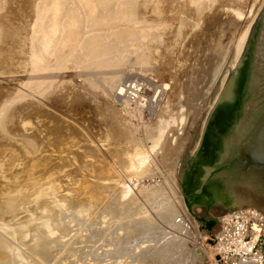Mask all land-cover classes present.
Here are the masks:
<instances>
[{
    "label": "bare ground",
    "instance_id": "obj_1",
    "mask_svg": "<svg viewBox=\"0 0 264 264\" xmlns=\"http://www.w3.org/2000/svg\"><path fill=\"white\" fill-rule=\"evenodd\" d=\"M149 0H0V223L3 224V231H4V235L1 234L0 235V264H10L13 263L11 258V252L10 251V246H8V242L11 243L12 240L11 238L14 237L16 235V237L18 238L17 234H19V232H22V227L24 228V223L28 220L25 221L24 217H21L20 219L14 220L16 217L18 218L20 214L23 213V211L21 210L22 207H25L24 204L31 198L33 201L35 202L37 205V207H39L40 209H46L47 211H45L46 213V218L47 219H42L40 216L37 215V218H33V220L38 219L39 217L43 220V222L45 221L44 224V230L46 231L45 235L48 236V238L50 237L48 235L47 232H51L53 233V225L56 221V218L54 215H56V213L53 215L52 210L55 209L54 208V203L53 201H57L60 200L63 202V205L67 206L70 205L71 203H80V202H85L86 200L93 199L94 201L96 200H100L102 199L103 201V195L102 193L106 190H108V188H110L112 186L109 185L110 187H106L105 184H107V182H102L99 180H95V178H93V182H91V178L90 180H87V183L89 181V183H85V181H81L82 184V188L80 189H76V193H72L73 196H70L68 194H63L61 192V189H65V187L61 188L62 186H66L68 185L66 183V185H59L58 182L60 181H56L58 180L56 178V176L60 175L61 177V181L62 179V174L64 173H59L56 175L57 171H54V169L59 170L60 168H62L64 166V168L66 167L65 165L68 164L67 166H70L71 163V158L72 161H76L75 163H73V166L75 167L74 169V177L76 175V169L79 171L80 170H85L87 168V166L85 165V161L84 159L82 160L81 158H83L80 154H82V150L84 152V148L86 146V144L83 142V145L85 144V146L81 145L84 147H82L81 152L79 153V150H76L77 148H79L78 146H75L76 144L78 145L79 143H77V139L78 138H83L80 137L81 136V132L79 130H77L78 132H80L79 137L77 136V134L74 132H72L74 135H70L69 131L67 129H69V127L66 128V126L62 127L60 125H62L63 123H61V120L59 121L61 124L58 126L57 122L56 125L54 124L52 119H57V115L56 117L51 116V111H50V107H52V105H54L55 103L59 104V105H64V94H62V89H57L58 87L56 85V83L60 82H65V78L69 79L70 77H77L80 76V71L77 69H81L84 68V66H91L92 67H102L101 69L103 70L105 67H117L123 62L125 61L124 59V55L127 53V55H129L128 52L130 51H134L133 53L136 54V62L140 63V64H144L148 63L151 59V55L148 54L145 49H141L140 45V41H142L143 39H146L147 37H149V42L151 44L152 41H150V36L153 37V35L155 36V34H159L160 31H158L157 29H161V27L163 26V30L164 29V25L165 23L163 21H166L167 18L170 17V15H168L170 13V11L168 12V16L169 17H165L167 15H164V18H166L165 20L161 19L162 17L160 16L162 13L161 11H159V7L155 8L158 5H162L163 7H161L162 9H166V7H169L170 5L175 6L174 11H178V13H183L186 15L187 21H182L180 24L178 25L175 20L173 19V17L171 20H173V22L170 23H174L176 24L173 25V29L174 26L175 28L177 27V30H175V36L177 39L180 38V34L182 33V31L184 30L185 25L188 26L187 27V32H185L184 34V38L186 39L187 37H190V41L187 43L189 44V47L191 48V50L193 51V53L196 52V50H198L197 48H202V50L208 51L209 54H204V57H202L203 59L200 61H197V65H196V61L194 60L193 62H195V66L192 67V70L194 68H196V70H194L192 72V84L190 83L189 86H187L186 84H182V82L178 76V73H175V70L173 71H165L167 68L166 67H162L158 69L162 74H168L167 76H169V78L172 80L171 82L168 83H161V79L159 82L160 85L158 84V86L160 87V90H158V94L159 96H167L166 95V91L171 90L170 91V96L171 93L175 91V89L180 88V91L178 90V93L181 95V97L179 98V109L182 106H186L185 110L186 112H183L184 115L187 117L189 115V112H195L193 110V108L195 106H201L204 103V101H206L205 97H206V93H208V91L210 92V96L208 94V97L210 98L208 101V106L207 108L205 107L206 111H204L202 118L205 119L206 114H208L210 112V110L212 109V107L215 105L214 110L211 112V115L213 114V117L218 116L217 114H219L221 117V122L224 118H226V116H238L237 117V121L235 122V125L237 126V129L235 130L234 133L232 134H228L227 136L225 135V137L223 138L218 151H217V155L219 156L220 153L223 151V149L227 146V144L230 142V140L234 137V135L237 133V131L239 130L241 124H242V120H243V115H244V110H245V105H246V101H247V96H248V91H249V86H250V81H251V76H252V71H253V66H254V60H255V55H256V50H257V45H258V39H259V34H260V29H261V24H262V18H263V13H264V0L260 1V4L258 5H254L255 3H259L255 2V0H150V2H148ZM257 1V0H256ZM255 2V3H254ZM147 3H151L150 5L147 6ZM251 4V5H249ZM124 5H144V7H146L150 12V7L151 5H156L153 9L154 14L159 17L161 19V22L158 21L159 18L155 17L154 19H152L153 15H151L150 13V23L146 25V23L144 24V26L137 28L136 25V15H138L139 13H135V17H134V11L131 8H125L124 10H121V6ZM115 6V7H114ZM150 6V7H149ZM152 6V7H153ZM171 6V7H173ZM123 7V8H124ZM144 7H142L144 9ZM136 8V7H135ZM141 8V9H142ZM159 8V9H158ZM138 9V8H137ZM135 9V10H137ZM140 9V7H139ZM146 9V10H147ZM152 9V11H153ZM161 9V10H162ZM173 9V8H172ZM170 9V10H172ZM144 11V10H142ZM163 11V10H162ZM168 11V10H167ZM166 11V12H167ZM145 12V11H144ZM143 12V18L142 16L139 18L140 20L146 21V15ZM161 13V14H160ZM172 13V12H171ZM177 13V12H176ZM142 14V13H141ZM164 14V13H163ZM162 14V15H163ZM174 14V13H172ZM149 17V16H148ZM170 17V18H171ZM169 18V19H170ZM185 18V19H186ZM138 19V20H139ZM152 19V20H151ZM157 20V21H156ZM163 20V21H162ZM178 20V18L176 19ZM152 21V23H151ZM156 21V22H154ZM170 21V20H169ZM166 22L167 25H169L170 23ZM179 21V20H178ZM160 22V23H159ZM187 22V23H186ZM179 23V22H178ZM164 24V25H162ZM165 25V27L167 26ZM171 25V24H170ZM106 28H103V27ZM172 26V25H171ZM171 28V27H170ZM170 28L168 29V31L170 30ZM107 30L106 32H100L101 30ZM167 29V28H166ZM171 28V32H169V36L173 30ZM157 30V33H155L154 31ZM174 31V30H173ZM155 33V34H154ZM164 33L163 32H160ZM166 33V32H165ZM163 34L168 36L167 34ZM168 33V32H167ZM183 34V33H182ZM162 35V37H164ZM168 36V37H169ZM174 36V35H173ZM158 36H155V38H157ZM168 37L167 40H168ZM155 38H152V40H154V43L156 44L157 41L155 40ZM171 38H175V37H171ZM158 39V38H157ZM161 39V37H160ZM188 39V38H187ZM186 39V40H187ZM163 41V39H161ZM182 40V39H181ZM139 41V42H138ZM172 41V40H171ZM178 41V40H177ZM176 41V42H177ZM148 42V41H147ZM147 42H143V43H147ZM164 42V41H163ZM162 42V43H163ZM167 42V41H166ZM187 42V41H184ZM182 42V43H184ZM153 43V45H154ZM160 43V42H159ZM172 43V42H171ZM142 44V43H141ZM149 44V43H147ZM161 44V43H160ZM175 44V42H174ZM178 44V43H177ZM176 44V45H177ZM158 45V43H157ZM171 45V44H170ZM175 45V46H176ZM181 45V44H179ZM184 45V44H183ZM148 46V45H147ZM146 46V47H147ZM151 46V45H149ZM169 46V44H168ZM131 47V48H130ZM153 46H151L152 48ZM166 47H167V43H166ZM173 47V46H172ZM186 47V46H185ZM145 48V46H144ZM154 48V47H153ZM159 48V45L158 47ZM162 48V47H160ZM159 48V49H160ZM170 48V46H169ZM168 48V49H169ZM180 48V47H178ZM172 49V48H171ZM170 49V51H171ZM184 49V48H183ZM182 49V50H183ZM162 50V49H161ZM174 50V49H173ZM201 50V51H202ZM150 51V50H149ZM153 51V49H152ZM163 51V50H162ZM178 51V50H177ZM176 51V52H177ZM186 51V50H185ZM204 51V52H205ZM212 51L214 53H216L215 55H217L218 53L223 57H220L218 59H216L217 61L220 59L219 62H215L212 57V55H210V52L212 53ZM160 52V51H159ZM151 53V51H150ZM173 53V52H172ZM201 53V52H200ZM154 54V53H152ZM160 54V53H159ZM161 54H165L166 53H161ZM170 54V53H169ZM179 54V53H178ZM182 54V53H181ZM189 54V53H188ZM192 54V52H191ZM196 54V53H195ZM134 55V54H133ZM173 55V54H172ZM186 55V54H185ZM194 55V54H193ZM132 56V55H131ZM159 57H161L160 55H158ZM163 56V55H162ZM163 56V58H164ZM179 56V55H178ZM196 56V55H195ZM158 57V58H159ZM171 57V56H170ZM181 56H179L180 58ZM188 57V56H187ZM192 57V55H191ZM201 57V56H200ZM156 58V57H155ZM162 58V59H163ZM166 58V57H165ZM164 58V59H165ZM167 58L168 55H167ZM177 58L178 60H181ZM184 58V57H183ZM217 58V57H216ZM134 59V57H133ZM161 59V58H160ZM160 59H157L160 61ZM170 61L172 62V59L169 58ZM193 59V58H192ZM127 60V59H126ZM68 61H70V65H68ZM134 61V60H131ZM150 61V62H151ZM168 61V59L166 60V62ZM177 61V60H175ZM183 61V59H182ZM190 61V60H189ZM214 61V62H213ZM134 61V63H136ZM150 62L148 63L150 66ZM165 60L164 62L162 61L163 64H167ZM169 65H173L174 63H171ZM187 61H185V65ZM191 62V61H190ZM130 63V61H129ZM158 63V62H157ZM161 63V61H160ZM161 63V64H162ZM178 63V62H176ZM175 63V64H176ZM181 63V61L179 62ZM189 63V62H188ZM133 64V63H132ZM152 64V63H151ZM154 64V62H153ZM152 64V65H153ZM162 64V65H163ZM182 64V63H181ZM191 64V63H190ZM216 64V65H215ZM122 65V64H121ZM156 65V63H155ZM159 65V64H158ZM168 65V66H169ZM179 65V64H178ZM184 65V64H183ZM124 66V65H123ZM71 68L70 70H68L67 68ZM142 67V66H141ZM145 66H143L144 68ZM154 67V66H152ZM152 67L150 66V69H152ZM156 67V70H157ZM179 67V66H178ZM90 68V67H89ZM88 68V69H89ZM90 68V69H91ZM97 68L95 69V79H97V73L99 74V72L101 73V71H97ZM124 68V67H123ZM129 68V67H127ZM171 68V66L169 67V69ZM176 68V67H175ZM174 68V69H175ZM181 68V66H180ZM188 68V67H187ZM186 68V70H187ZM89 69V70H90ZM111 70L113 68H110ZM116 69V68H115ZM121 69V68H119ZM149 69V71H150ZM173 69V66H172ZM86 70V69H85ZM94 70V71H95ZM110 70V71H111ZM118 70V69H117ZM114 70V71H117ZM133 70V69H132ZM148 70V68L146 69V71ZM184 70V68H183ZM182 70V71H183ZM191 68L189 69L190 72ZM191 70V71H192ZM83 71V69L81 70ZM93 71L90 70L89 73ZM93 71V72H94ZM105 71H108L107 69H105ZM122 71V69H121ZM124 71V70H123ZM153 71V70H152ZM155 71V70H154ZM179 71V70H178ZM181 71V72H182ZM69 72V74H68ZM79 72V73H78ZM104 72V71H103ZM103 72L101 74H103ZM120 72V71H118ZM127 72V71H126ZM151 72V71H150ZM157 72V71H156ZM155 72V73H156ZM168 72V73H167ZM180 72V71H179ZM187 72V71H186ZM86 73V72H85ZM106 73V72H105ZM109 73V72H108ZM106 73V76L107 74ZM115 73V72H114ZM145 73V72H144ZM158 73V72H157ZM183 73V72H182ZM84 74V73H83ZM82 74V75H83ZM94 74V73H93ZM101 74H99V76L101 77L100 80L105 77V75H103V77L101 76ZM146 74V73H145ZM154 74V72H153ZM92 75L91 73L89 74V76ZM119 74H115L113 75V78H115V80L119 79L120 77L118 76ZM121 75H123L121 73ZM120 75V76H121ZM159 75V74H158ZM182 75V74H181ZM191 75V73H190ZM70 76V77H68ZM88 76V73H87ZM86 78L85 81L87 80H91ZM94 76V75H92ZM90 78H93V77ZM109 76V74H108ZM107 76V77H108ZM149 76V75H148ZM151 76V73H150ZM163 76V75H162ZM184 76V75H183ZM125 77V76H124ZM177 77V79H176ZM106 78V77H105ZM102 79V80H105ZM158 78V77H156ZM166 78V77H165ZM175 78V79H174ZM184 78V77H183ZM76 79V78H75ZM79 79V78H78ZM84 79V78H82ZM95 79L93 78L92 80L95 81ZM99 79V78H98ZM111 79V78H110ZM109 79V80H110ZM152 79V78H150ZM164 79V78H163ZM174 79V81H173ZM190 79V76H189ZM81 80V78L79 79ZM91 80V81H92ZM107 80V78H106ZM105 80V81H106ZM108 80V81H109ZM113 80V79H112ZM112 80H110V85L112 86ZM114 80V81H115ZM121 80V79H120ZM148 83H150L151 80H149V78L147 79ZM72 82H74L71 79ZM84 83H88L85 82ZM90 81V82H91ZM97 81V80H96ZM95 81V82H96ZM119 81V80H118ZM167 81V80H166ZM169 81V80H168ZM83 82V80H82ZM95 82H93L95 84ZM104 81H102L101 83H103ZM154 82V80L152 81ZM156 82V80H155ZM164 82V81H163ZM184 82H185V78H184ZM66 83V82H65ZM76 83V82H75ZM78 83L81 82H77ZM108 83V82H106ZM115 83V82H114ZM113 83V84H114ZM118 83V82H117ZM120 83V82H119ZM187 83V82H186ZM68 84V83H66ZM89 84V83H88ZM87 84V85H88ZM104 84V83H103ZM103 84L101 85L99 82L100 87H103ZM108 84V85H109ZM123 84V83H121ZM135 83H133L134 85ZM147 84V83H146ZM188 84V83H187ZM65 85V84H64ZM76 85V84H74ZM73 85V86H74ZM107 85V84H105ZM118 85V84H117ZM124 85V84H123ZM121 85V86H123ZM155 85V83H154ZM59 86V85H58ZM61 86V85H60ZM72 86V85H71ZM93 85H91V88ZM97 86V84H96ZM111 86H105L104 88L106 89L109 88L112 90ZM137 86V85H136ZM152 86V85H150ZM157 86V83H156ZM65 87V86H64ZM70 86H68L69 88ZM76 87V86H75ZM73 87V88H75ZM81 87V86H79ZM78 87V88H79ZM99 87V88H100ZM126 87V86H125ZM128 87L130 88V84L128 85ZM66 88V87H65ZM72 88V89H73ZM89 88V87H87ZM97 87V90L99 89ZM100 88V89H101ZM103 88V89H104ZM116 88V86H115ZM120 88V86H119ZM123 88V87H122ZM128 88V90H129ZM134 88V86H133ZM153 88V87H151ZM64 89V88H63ZM71 89V88H70ZM77 89V88H76ZM80 89V88H79ZM96 89V88H95ZM107 89V94L110 92V90ZM118 89V88H117ZM157 89V88H156ZM209 89V90H208ZM244 89L245 94H244ZM84 90V89H83ZM91 90V89H90ZM95 90V91H97ZM121 91V88L118 89ZM135 90V89H134ZM133 90V92H134ZM151 90V89H150ZM153 90H155L153 88ZM174 90V91H173ZM207 90V91H206ZM64 92L66 90H63ZM69 91V89H68ZM88 91V90H87ZM99 91V90H98ZM102 91V89H101ZM115 91V90H114ZM122 91L125 92V90L122 89ZM77 92V91H76ZM75 92V93H76ZM112 92V91H111ZM119 92V91H118ZM148 92V91H147ZM152 92V91H151ZM176 92V91H175ZM69 92H67V95L70 96L71 99V95L68 94ZM81 93V92H80ZM90 93H94V92H90ZM102 93V92H101ZM114 93V92H113ZM121 92L116 94H119L120 96H122V94H120ZM177 93L178 96H180ZM73 94V93H72ZM87 94V93H86ZM106 94V95H107ZM244 94V95H243ZM85 95V94H84ZM91 95V94H90ZM100 95V93H99ZM115 95V93H114ZM155 95V94H154ZM169 95V94H168ZM176 95V94H175ZM73 96V95H72ZM75 96V95H74ZM93 97V95H91ZM96 96V95H95ZM105 96V95H103ZM111 96V95H109ZM66 97V96H65ZM77 97V96H76ZM83 97V96H82ZM98 96H96L97 98ZM102 97V96H101ZM108 95L106 96L107 99ZM113 97V96H111ZM110 97V98H111ZM118 97V96H117ZM116 97V98H117ZM158 97V95H157ZM207 97V98H208ZM69 98V97H67ZM78 98V97H77ZM100 98V97H99ZM151 98V97H150ZM167 98V97H166ZM75 99V97H74ZM98 99V98H97ZM103 99H105L103 97ZM115 99V97H114ZM118 99V98H117ZM126 99V98H125ZM153 99V97H152ZM155 99H159L155 97ZM154 99V101H155ZM170 99V98H169ZM168 99V100H169ZM181 99V100H180ZM66 100V99H65ZM72 100V99H71ZM93 100V99H92ZM102 100V99H100ZM109 100V98L107 99ZM112 100V98H111ZM110 100V101H111ZM121 100V99H120ZM160 100V99H159ZM164 100V99H163ZM167 100V102H169ZM69 101V100H68ZM74 101V100H73ZM77 101V100H76ZM75 102V101H74ZM85 102V101H84ZM88 102V101H87ZM95 102V101H94ZM101 102V101H100ZM109 101H107L108 103ZM117 102V101H116ZM149 102H151V99L149 100ZM156 102V101H155ZM161 102V101H160ZM164 102V101H163ZM162 102V103H163ZM166 102V101H165ZM73 103V102H72ZM82 103V102H81ZM106 103V104H107ZM125 103V102H124ZM67 104V103H66ZM76 104V103H75ZM91 104V103H90ZM99 104V103H98ZM102 104V103H101ZM104 104V103H103ZM112 104V103H111ZM171 104V103H170ZM68 105V104H67ZM80 105V104H79ZM164 105V104H163ZM172 105V104H171ZM62 106V107H64ZM72 106V105H71ZM86 106V105H85ZM95 106V105H94ZM93 106V107H94ZM99 106V105H98ZM103 106V105H102ZM68 107V106H67ZM78 107V106H77ZM87 107V106H86ZM91 107V105H90ZM105 107V104H104ZM110 107V106H109ZM147 107V106H146ZM163 107V106H161ZM160 107V108H161ZM181 107V108H182ZM66 108V106H65ZM64 108V109H65ZM82 108V107H81ZM80 108V109H81ZM84 108V107H83ZM74 109H75V105H74ZM79 109V108H77ZM89 109V108H88ZM105 109V108H104ZM109 109V108H108ZM204 109V108H203ZM216 109V110H215ZM52 110V109H51ZM55 111V109H53ZM52 110V111H53ZM57 110V108H56ZM61 110V109H60ZM69 110V109H68ZM67 110V112H68ZM86 108H84L83 111H85ZM91 110V109H90ZM165 110V109H164ZM63 111V110H62ZM66 111V110H65ZM64 111V113H66ZM92 111V110H91ZM101 111V110H100ZM106 111H107V106H106ZM105 111V112H106ZM109 111V110H108ZM60 112V111H59ZM78 112V111H77ZM81 112V110H80ZM88 112V111H87ZM93 112V111H92ZM103 112V111H102ZM111 112V111H110ZM162 112V111H161ZM53 113V112H52ZM56 113H58V111H56ZM70 113V112H69ZM79 113V112H78ZM73 113L71 112V115ZM88 115L90 113H85V115ZM95 114V112L93 113V115ZM105 114V113H104ZM196 114V113H195ZM237 114V115H236ZM63 114H61L60 116H62ZM67 115V114H66ZM76 115V114H75ZM84 115V114H81ZM109 115V113H108ZM68 116V115H67ZM91 115H89L90 117ZM183 116V115H182ZM194 116V115H193ZM92 117V116H91ZM96 117V116H95ZM112 117V116H111ZM63 118V117H62ZM73 118V117H72ZM80 118V117H79ZM78 118V119H79ZM88 118V117H87ZM180 118V117H179ZM182 118V117H181ZM199 122V124L202 123V119ZM75 119H77L75 117ZM74 119V120H75ZM78 119L76 121H78ZM118 119V118H117ZM116 118H109V120L107 121L108 125L111 126V129H114V131L116 133L120 132V129H123V126L127 123L123 125L122 124V118L120 120H117ZM63 120H69L64 119ZM72 119H70L71 121ZM81 121L83 119H80ZM87 120V119H86ZM91 120V119H90ZM95 120V119H94ZM107 120V119H106ZM180 120V119H179ZM178 120V121H179ZM240 120V121H239ZM58 121V120H57ZM68 121V122H70ZM85 121V120H84ZM83 121V122H84ZM93 121V120H92ZM177 121V122H178ZM63 122V121H62ZM87 122V121H86ZM180 122V121H179ZM182 122V121H181ZM220 122V125H222ZM71 123V122H70ZM69 123V124H70ZM79 123V121H78ZM94 123V122H93ZM160 123V122H159ZM68 124V123H66ZM85 124V123H83ZM80 124V125H83ZM101 124V123H100ZM78 125V124H77ZM76 125V126H77ZM90 126V124H88ZM130 125V124H129ZM71 126H75V122L74 125L72 124ZM96 126V125H95ZM198 126V125H197ZM201 126L197 127L194 131L195 136H201L199 134H201ZM239 126V128H238ZM87 127V126H86ZM90 127H94V126H90ZM178 127V124H177ZM180 127V126H179ZM178 127V128H179ZM64 128H66L65 130L68 131V137L73 136L72 139H75L76 141L74 142V148L72 141L70 138H67V140H63L61 138L65 137H60L62 135V133H65L63 130ZM83 128H85V126H83ZM100 128V126H99ZM124 127V130L125 131ZM177 128V129H178ZM203 128V127H202ZM73 129V128H72ZM81 129V128H80ZM89 129V128H88ZM95 129V128H93ZM102 129V128H101ZM100 129V130H101ZM104 129V128H103ZM127 131L129 132L131 130L126 128ZM162 129V128H161ZM182 129V128H181ZM199 129V130H198ZM220 129V128H219ZM106 130V129H105ZM172 129L171 131L176 134L175 130ZM218 130V129H217ZM71 131V130H70ZM87 131V130H86ZM90 131V130H89ZM96 130H94L95 132ZM133 131V130H131ZM177 131V130H176ZM101 132V131H100ZM113 132V130H112ZM114 132V133H115ZM128 132L125 133V135H128ZM158 132V131H157ZM71 133V134H72ZM84 133V134H83ZM86 132H82L83 135H85ZM98 133V132H97ZM103 133V132H102ZM124 133V132H122ZM161 130L159 131L158 135H154V140L152 142V146L150 147V150H153L159 142V139L162 137H160ZM193 133V135H194ZM219 133V132H218ZM67 134V132H66ZM66 134L64 136H66ZM105 134V133H104ZM110 134V133H108ZM113 134V133H112ZM111 134V135H112ZM169 134V132H168ZM167 134V136H169ZM174 134L172 135V139L174 138L173 136H175ZM98 135V134H95ZM120 135V134H119ZM130 135V132H129ZM128 135V136H129ZM171 135L170 138H167L164 142H162L161 148L160 150L163 151V156H160L159 158H165L167 157L166 155H170L169 157L174 159L175 156H177L176 154H178L179 152V147H181V143L183 142V138L182 137H178L175 136V140L173 139V141L171 140ZM87 136V134L85 135ZM91 136V135H90ZM109 136V135H107ZM122 136V135H121ZM131 136V135H130ZM194 136V137H195ZM67 137V136H66ZM89 137V135H88ZM96 137V136H95ZM112 137V136H110ZM109 137V138H110ZM150 137V136H149ZM166 137V136H165ZM229 137V138H227ZM231 137V138H230ZM58 138H60L61 140H63V143H60L58 140ZM93 138V136H92ZM102 138V137H101ZM106 138V137H105ZM117 138V136H116ZM127 138V137H125ZM131 138V137H129ZM127 138V139H129ZM133 138V137H132ZM135 138V137H134ZM199 139V137H197ZM195 137V140L197 139ZM71 142H70V140ZM88 139L87 137H85V140ZM95 139V138H94ZM104 140V138H102ZM114 139V137L112 138ZM123 139V137H122ZM197 139V140H198ZM214 139H218V136H215ZM69 140V144L68 143ZM90 140V137H89ZM93 140V139H92ZM100 140V139H99ZM106 140V139H105ZM119 140V138H118ZM125 140V139H124ZM132 140V139H129ZM164 140V139H163ZM88 141V140H86ZM112 141V140H111ZM123 141V140H122ZM134 141V140H133ZM199 141V140H198ZM56 142V144H55ZM62 142V141H61ZM98 142V141H97ZM109 142V141H108ZM113 142V141H112ZM111 142V143H112ZM124 142V141H123ZM128 142V141H127ZM125 142V144L127 143ZM197 143V141H195ZM76 143V144H75ZM90 147L92 146L90 141L88 142ZM94 143V142H93ZM92 143V144H93ZM96 143V141H95ZM164 143V144H163ZM196 143H195V147H196ZM67 144V145H66ZM100 144H105V143H98ZM107 144V143H106ZM124 144V145H125ZM183 144V143H182ZM70 145V146H69ZM96 145V144H95ZM97 145L96 147H101ZM118 145V144H117ZM123 145V146H124ZM94 146V145H93ZM112 146V145H111ZM121 146V145H120ZM89 146L86 147V149ZM88 149H91V148ZM95 146L93 147L96 148ZM115 147V145H114ZM122 147V146H121ZM92 149V150H93ZM100 148H97V150H99ZM113 149V148H112ZM111 149V150H112ZM116 149V148H115ZM195 149V148H194ZM102 150V149H100ZM108 150V149H107ZM106 150V151H107ZM120 150V149H119ZM155 150V149H154ZM78 151V152H77ZM118 151V150H117ZM134 159H132L128 154H126L123 157H126L123 160H126L127 165H124L125 170H127L129 173L130 171H132L135 168H138V165L144 163L145 158H147V152L145 153L143 151H138L137 148H135L134 150ZM86 152V151H85ZM84 152V153H85ZM94 152V150H93ZM109 152V151H108ZM116 152V150H115ZM119 152V151H118ZM154 152V151H153ZM71 154V158L70 160L67 161L68 157L67 155ZM95 153V152H94ZM93 153V154H94ZM97 153V152H96ZM104 153V152H102ZM152 153V152H151ZM162 153V152H161ZM193 153V152H192ZM191 153V154H192ZM87 154V153H86ZM99 154V153H98ZM101 154V153H100ZM99 154V155H100ZM115 154V153H114ZM122 154V153H120ZM125 154V153H124ZM153 154V153H152ZM212 154V153H211ZM83 155V154H82ZM88 155V154H87ZM117 155V154H116ZM201 155V154H200ZM91 156V155H90ZM93 156V155H92ZM104 156V155H103ZM109 156V155H108ZM115 156V155H113ZM120 156V155H119ZM154 156V155H153ZM210 154L209 152L203 153L201 155V157H199V159L203 160L200 167L198 168L200 170V173L202 174V169H205L206 175L208 174V176L206 177V181L208 182L207 184L210 185L213 180H214V174H211L210 169L211 167L207 166L206 163H209L213 158L210 159ZM118 157V156H116ZM168 157V158H169ZM90 158V157H89ZM98 159L102 158V156L100 155V157L97 156ZM218 158V157H217ZM103 159V158H102ZM110 159H114V158H110ZM148 159V158H147ZM166 159V158H165ZM171 159V160H172ZM87 160V159H86ZM96 160V159H95ZM157 160V159H156ZM71 161V162H72ZM89 161V160H88ZM94 161V160H93ZM121 161V160H119ZM160 161V160H159ZM163 161V160H162ZM96 162V161H95ZM100 162V161H99ZM166 162V161H165ZM172 162V161H171ZM171 162L168 161V163L170 164ZM89 163V162H87ZM124 163V162H123ZM91 164V163H90ZM88 164V166H92ZM93 164V163H92ZM173 164V162H172ZM98 164L93 165L92 167L96 166ZM104 165V164H103ZM123 165V164H122ZM203 165V167H202ZM101 166V165H100ZM107 166V165H106ZM168 166V165H167ZM171 166V165H169ZM86 167V168H85ZM97 167V166H96ZM172 167V166H171ZM170 167V168H171ZM69 167H66V170ZM71 168V167H70ZM98 168V167H97ZM102 168H105L104 166H101L100 170H103ZM122 168V167H121ZM89 170L91 169L90 167L88 168ZM95 169V167L93 168ZM119 169V168H118ZM73 170V169H72ZM105 170V169H104ZM113 170V169H112ZM171 170V169H170ZM68 171V170H67ZM86 171V170H85ZM84 171V172H85ZM107 171V170H106ZM135 171V170H134ZM63 172V171H61ZM70 172V170H69ZM96 172V169H95ZM103 172V171H102ZM101 172V174H102ZM123 172V171H122ZM72 173V171L70 172ZM92 173V172H91ZM109 172H107L108 174ZM126 173V176L128 175ZM199 173V172H198ZM210 173V174H209ZM83 174V172H82ZM80 172V175H82ZM85 174H90L89 172H85ZM94 174V173H93ZM95 174H98L95 173ZM104 174V173H103ZM120 174V173H119ZM125 174V173H124ZM65 175V174H64ZM73 176V174H71ZM70 175V176H71ZM84 175V174H83ZM82 175V176H83ZM113 175V174H112ZM184 175L188 176V172L186 171V173ZM79 176V175H78ZM76 176V178L78 177ZM85 176H89V175H85ZM200 176V175H199ZM202 176V175H201ZM67 177V175H66ZM73 177V178H74ZM100 177V176H98ZM97 177V178H98ZM113 177V176H112ZM59 178V177H58ZM65 178V177H64ZM204 178V177H202ZM201 178V180H203ZM60 179V178H59ZM66 179V178H65ZM88 179V178H87ZM115 180L117 178H114ZM127 179V178H126ZM130 179V178H129ZM75 180V179H74ZM78 180V179H77ZM113 180V179H112ZM76 181V180H75ZM80 181V179H79ZM78 181V182H79ZM118 181V180H117ZM124 181V180H122ZM215 181V180H214ZM63 182H66V180H64ZM62 182V184H63ZM111 182V181H110ZM75 183V182H74ZM120 183V182H119ZM118 183V184H119ZM122 183V182H121ZM61 184V183H60ZM65 184V183H64ZM85 184L87 186H85ZM115 185V181L113 183ZM117 184V185H118ZM126 183H122L120 187V190L118 191L117 189H114L115 191L117 190L119 192V195L115 194V198L121 197V199L125 198L127 195L131 196V200H135L133 197V195L130 194V187L125 185ZM74 185H72L71 188H73ZM77 186V185H76ZM75 186V187H76ZM68 188V187H67ZM113 188V187H111ZM117 188V187H116ZM143 187H141V190ZM145 188V187H144ZM162 188V187H161ZM168 188V187H167ZM174 188V187H173ZM138 189V188H137ZM70 190V189H68ZM75 190V189H74ZM149 190V189H148ZM161 190V189H160ZM63 191V190H62ZM72 191V190H71ZM110 192V189L108 190ZM114 191V192H115ZM116 191V192H117ZM176 191V190H175ZM107 192V191H106ZM112 192V191H111ZM147 192V191H146ZM153 192V191H152ZM155 192V191H154ZM164 193V192H163ZM203 192L201 191H197V194H202ZM71 194V195H72ZM113 194L114 193H110V197L111 199H113ZM140 194V193H139ZM148 194V193H147ZM154 193L152 194H148V195H152L153 196ZM157 194V193H155ZM154 194V195H155ZM216 194V193H215ZM109 195V194H108ZM136 195V194H135ZM166 195L169 196V194L167 193ZM178 195V194H177ZM129 196V197H130ZM109 197V196H107ZM105 197V198H107ZM167 197V196H166ZM30 199V200H31ZM110 198L108 200H111ZM120 199V200H121ZM138 199V198H137ZM105 200V199H104ZM130 200V199H128ZM127 200V201H128ZM107 201V200H106ZM199 202H201V200H198ZM31 202V203H32ZM71 202V203H70ZM97 202V201H96ZM99 202V201H98ZM97 202V203H98ZM105 202V201H104ZM113 202V201H112ZM111 202V203H112ZM120 202V201H119ZM118 202V204H119ZM122 202V200H121ZM120 202V203H121ZM129 203L131 201H128ZM81 203V204H82ZM107 203V202H105ZM123 203V202H122ZM125 203V202H124ZM135 203V202H134ZM168 203V202H167ZM61 203L58 204V206ZM86 204H90L89 202H87ZM96 204V203H95ZM94 204V205H95ZM104 204V203H103ZM115 204V203H113ZM117 204V205H118ZM133 204V202H132ZM136 204V203H135ZM134 204V205H135ZM177 204V202H176ZM27 205V204H26ZM72 205V204H71ZM70 205V206H71ZM76 205V204H75ZM74 205V206H75ZM80 205V204H79ZM102 205V204H101ZM115 204V206H117ZM153 205V204H152ZM164 204H162L163 206ZM30 206V203L29 205ZM26 206V207H27ZM73 206V205H72ZM72 207V209L75 210L74 213H76L75 215L77 216L76 212L77 208ZM88 206V205H87ZM86 206V207H87ZM100 206V205H99ZM112 206V205H111ZM110 206V207H111ZM121 206V205H120ZM123 206V205H122ZM121 206V207H122ZM128 206V205H127ZM138 206V205H135ZM199 206V205H198ZM216 206V205H215ZM25 207V209H27ZM63 207V206H61ZM82 207V206H81ZM89 207V206H88ZM106 207H108L106 205ZM113 207V206H112ZM120 207V209H121ZM133 207V206H132ZM176 207V206H175ZM202 205H200V210H202ZM36 208V207H35ZM34 208V209H35ZM39 208L37 209L38 212L40 211L42 213V210H39ZM57 208V207H56ZM64 208V207H63ZM69 208V207H68ZM76 208V209H75ZM80 208V207H79ZM85 207H82L81 209L84 210ZM95 208V207H94ZM102 207L98 208L99 210ZM118 208V206L116 207ZM124 208V206H123ZM129 208V207H128ZM165 208V207H164ZM196 208V207H195ZM33 209V210H34ZM60 209V208H59ZM87 209V208H85ZM113 209V208H111ZM215 209V208H214ZM217 209V208H216ZM223 209V208H222ZM234 209V208H233ZM21 210V211H20ZM32 210V206H30L27 209V212ZM35 209V212L37 211ZM63 209H61L62 211ZM80 210V209H79ZM82 210V211H83ZM97 210V209H96ZM95 212H99L96 211ZM126 210V209H124ZM124 210H120V211H124ZM130 210V208H129ZM211 211H216L213 210V208L210 209ZM60 211V212H61ZM64 211L66 212V208L64 209ZM63 211V213H64ZM71 211V210H70ZM69 211V213H70ZM85 211V210H84ZM83 211V212H84ZM105 211V210H104ZM119 211V212H120ZM169 209H164L162 212L164 213V217L168 216ZM21 212V213H19ZM26 212V213H27ZM33 212V211H32ZM38 212H36V214H39ZM59 212V211H58ZM57 212V213H58ZM68 212V210H67ZM73 212V210H72ZM93 212V211H92ZM118 212V213H119ZM202 212V211H201ZM217 212V211H216ZM25 213V211H24ZM34 213V212H33ZM81 213V210L80 212ZM90 213V212H89ZM94 213V212H93ZM93 213L91 215H93ZM115 213V212H114ZM121 213V212H120ZM213 213V212H212ZM61 218L62 213H58ZM65 214V213H64ZM63 214V215H64ZM68 214V213H67ZM65 214L64 216L66 217ZM83 214V213H81ZM80 214V215H81ZM86 214L87 211H86ZM85 214V215H86ZM98 214V213H97ZM111 214V211H110ZM124 214V213H123ZM137 214V213H135ZM217 214V213H216ZM227 214V213H226ZM30 215L31 212H30ZM35 215V213H34ZM33 215V216H34ZM74 215V216H75ZM79 215V214H78ZM79 215V216H80ZM90 215V214H89ZM107 215V214H106ZM22 216V215H21ZM29 217V214L27 215ZM84 216V215H83ZM82 216V217H83ZM87 216V215H86ZM94 216H96L94 214ZM102 216V214H101ZM109 216V215H107ZM115 216V215H114ZM113 216V217H114ZM139 216V215H138ZM35 217V216H34ZM44 217V218H45ZM57 217V216H56ZM70 220L69 221H73L72 220V215H68L67 216ZM85 217V216H84ZM93 217V216H92ZM111 217V216H110ZM136 217V216H135ZM32 217H30L31 219ZM39 218V219H40ZM86 218V217H85ZM90 218V216H89ZM105 218V217H104ZM109 218V217H108ZM129 218V217H128ZM170 218V217H169ZM29 219V221H31ZM58 219V218H57ZM63 219V218H62ZM65 219V218H64ZM67 219V218H66ZM93 219H95V217H93ZM91 218V220H93ZM141 219V218H140ZM61 222V219H58ZM68 220V219H67ZM76 220V218H75ZM74 220V222H76ZM89 219H87L88 221ZM115 220V219H114ZM124 220V219H123ZM132 220V219H131ZM167 220V219H166ZM37 221V220H36ZM35 221V222H36ZM41 221V220H40ZM82 221V220H81ZM80 221V222H81ZM85 221V220H83ZM128 221V220H127ZM169 221V219L167 220ZM42 221L40 222L41 224L43 223ZM57 222V221H56ZM58 222V223H60ZM74 222H72L74 224ZM107 222V221H106ZM139 222V221H136ZM149 222V221H148ZM27 223V222H26ZM29 223V222H28ZM67 223H69L67 221ZM71 223V222H70ZM69 223V224H70ZM71 223V224H72ZM77 223V222H76ZM89 223V222H88ZM124 223V222H123ZM146 223V222H144ZM170 223V222H169ZM38 224V222H37ZM57 224V223H56ZM63 225V223H61ZM60 224V225H61ZM69 224H65L68 225ZM70 224V226H71ZM80 224V223H79ZM78 224V225H79ZM86 224V222H85ZM84 224V225H85ZM131 224V223H130ZM133 224V223H132ZM34 225V224H33ZM43 225V224H42ZM76 225V224H75ZM83 225V224H82ZM90 225V223H89ZM95 225V224H94ZM93 225V226H94ZM143 225V224H142ZM152 225V224H151ZM165 225V224H164ZM56 226V225H55ZM64 226V225H63ZM77 226V225H76ZM80 226V225H79ZM87 225H85L86 227ZM92 226V225H91ZM100 226V225H99ZM109 226V225H108ZM113 226V225H112ZM111 226V227H112ZM122 226V225H121ZM128 226V225H127ZM131 226V225H130ZM134 226V224H133ZM168 226V225H167ZM30 227L31 224H30ZM29 227V228H30ZM75 226H73L74 228ZM82 227V226H81ZM84 227V226H83ZM90 227V226H88ZM97 227V226H96ZM147 228V226H145ZM144 227V228H145ZM152 227V226H151ZM26 228V226H25ZM27 227V229H29ZM37 228H41V227H37ZM43 228V227H42ZM55 228V227H54ZM59 228V227H58ZM62 228V227H61ZM71 228V227H70ZM69 228V229H70ZM93 228V227H92ZM105 227H102L101 230H103ZM113 228V227H112ZM112 228L110 229L112 231ZM118 229L121 227H117ZM134 228V227H133ZM139 228V227H138ZM143 228V229H144ZM31 229V228H30ZM29 229V231H30ZM63 229V228H62ZM72 229V228H71ZM70 229V230H71ZM78 229V228H77ZM76 229V230H77ZM127 229V228H125ZM124 229V231H125ZM156 229V227H155ZM160 229V228H158ZM32 230H37V229H33ZM43 232L42 234H44V230L41 229ZM57 230V229H56ZM61 230V229H59ZM67 229H65L66 231ZM70 230L68 231L70 233ZM109 230V232H111ZM120 230V229H119ZM117 230V231H119ZM146 230V229H145ZM28 231V232H29ZM58 231V230H57ZM64 231V232H65ZM75 231V230H74ZM73 231V232H74ZM87 231V229H86ZM122 231V228H121ZM132 231V230H131ZM149 231V230H148ZM154 231V230H153ZM20 232V233H21ZM36 232V231H35ZM37 232H41L40 230H38ZM36 232V236L37 238H39V236H37ZM62 231V233L64 236L65 235ZM67 232V231H66ZM103 233H105V230L101 231ZM108 232V231H106ZM108 232V233H109ZM115 232V231H113ZM111 232V233H113ZM120 232V231H119ZM128 232V231H125ZM160 232V231H159ZM1 233V232H0ZM25 233V232H22ZM27 233V232H26ZM30 233V232H29ZM61 233V232H59ZM68 233V234H69ZM81 233V232H80ZM84 233V232H83ZM86 233V232H85ZM89 233V231H88ZM100 233V232H97ZM102 233V234H103ZM123 233V232H122ZM162 232H160L161 234ZM41 233H39L40 235ZM72 234V233H71ZM101 234V235H102ZM125 234V233H124ZM124 234H122V236H124ZM128 234V233H127ZM153 234V233H152ZM159 234V235H160ZM27 236L26 234H23L22 236L25 237ZM60 235V234H59ZM88 235V234H87ZM97 236V234H94ZM99 235V234H98ZM100 235V236H101ZM118 236L121 235L117 234ZM131 235V234H130ZM129 235V237H130ZM44 235H42L43 237ZM47 236H44L45 239ZM53 236V234H52ZM58 236V235H56ZM61 236V235H60ZM73 236H77V235H73ZM84 236V235H82ZM90 236V235H89ZM88 236V237H89ZM104 236V235H103ZM113 236V235H112ZM132 236V235H131ZM134 236V235H133ZM142 235H140L141 237ZM28 237V236H27ZM41 237V239L39 238V242L36 240V243H30L31 245H28L31 248V251L33 250L35 253L37 254H48V252L46 253L45 248L47 249V246L50 245L51 246V242L48 243L45 241V239H43ZM68 237V236H67ZM78 239L80 238V236H77ZM77 237H75V240L77 241ZM99 237V236H98ZM117 236H113V239L116 238ZM121 237V236H120ZM136 237V236H135ZM134 237V238H135ZM138 237V236H137ZM152 237V236H151ZM30 238V236H29ZM47 238V239H48ZM51 238V237H50ZM61 238V237H60ZM57 238V239H60ZM69 238V237H68ZM104 238H106V236H104ZM111 240L110 242H112V237L110 236ZM109 238V239H110ZM124 238V237H121ZM127 238V237H126ZM131 238V239H134ZM25 239V238H24ZM52 239L55 241V239L52 237ZM66 239V238H64ZM117 239V238H116ZM145 239L148 238L145 237ZM164 239V238H163ZM11 242H10V241ZM61 240V239H60ZM59 240V241H60ZM67 240V239H66ZM74 240V239H73ZM88 240V239H87ZM96 240V239H94ZM137 240V239H136ZM135 240V241H136ZM142 240V239H141ZM144 240V239H143ZM157 240V239H156ZM31 241V240H27ZM53 241V245H55L56 242H58V244H63V242H65V240L62 242V240L59 241H55L54 243ZM68 241V240H67ZM84 241V240H83ZM103 241V240H102ZM101 241V242H102ZM115 241V239H114ZM146 241V242H147ZM35 242V240H34ZM80 242V241H79ZM89 242V241H88ZM105 242V240H104ZM110 242L108 241V244H110ZM118 242H121L118 240ZM124 242V241H123ZM132 242V241H131ZM134 242V241H133ZM138 244L136 242H134V244L132 243V246L140 245L141 242L137 241ZM143 242V241H142ZM69 243V242H68ZM82 243V242H81ZM80 243V244H81ZM86 243V242H85ZM93 243V242H92ZM114 243V242H113ZM136 243V244H135ZM12 244V243H11ZM10 244V245H11ZM29 244L26 243L25 241V245ZM67 244V243H65ZM64 244V245H65ZM71 244V243H69ZM73 244V241H72ZM77 244V243H76ZM75 244V246H76ZM96 244V243H95ZM94 244V245H95ZM105 244V243H103ZM118 244L117 242L114 244L116 245ZM128 244V243H127ZM145 244V243H143ZM17 245V244H16ZM47 245V246H46ZM57 245V244H56ZM68 245V244H67ZM74 245V244H73ZM88 245V244H86ZM97 245V244H96ZM120 247V251L121 250H125L126 251H122V252H127L128 249L127 247L130 245H121L120 243L118 244ZM152 245V244H151ZM164 245V244H163ZM13 246V245H12ZM24 246V245H23ZM26 245V248L28 247ZM46 246V247H45ZM50 246H48L50 248ZM62 246V245H61ZM66 246V245H65ZM65 246H62L61 249ZM70 246V245H69ZM74 246V247H75ZM81 246V245H79ZM102 246V245H101ZM106 246V245H105ZM103 246V248L105 247ZM112 246V244L110 245ZM110 246H106V247H110ZM149 246V245H148ZM9 247V248H8ZM14 247V246H13ZM60 247V246H58ZM67 247V246H66ZM77 247V246H76ZM85 247V246H83ZM93 247V246H92ZM98 247V245H97ZM115 247V246H114ZM131 247V246H129ZM140 247V246H139ZM138 247V248H139ZM153 247V246H152ZM54 248V247H53ZM56 248V246H55ZM69 248V247H68ZM78 248V247H77ZM113 248V247H112ZM117 248V246L115 247V249ZM132 248V247H131ZM18 249V248H17ZM29 249V248H28ZM27 249V250H28ZM60 249V250H61ZM72 249V248H71ZM86 249V248H85ZM97 249V248H96ZM95 249V250H96ZM101 249V248H100ZM147 249V247H146ZM155 249V248H154ZM161 249V248H160ZM9 250V251H8ZM15 250V249H14ZM65 250V249H63ZM80 250V249H79ZM78 250V252H79ZM83 250V248H82ZM91 250V249H89ZM93 250V249H92ZM98 250V249H97ZM96 250V251H97ZM109 250V248L107 249ZM111 252L112 249L110 248ZM138 250V249H137ZM156 250V249H155ZM162 250V249H161ZM23 251V250H22ZM26 251V250H24ZM29 251V250H28ZM27 251V252H28ZM48 251H50L48 249ZM70 251V249H69ZM81 251V250H80ZM88 251V250H87ZM102 251V250H101ZM105 251V250H103ZM117 251V250H116ZM143 251V250H142ZM153 251V250H152ZM58 252V251H57ZM56 252V253H57ZM62 251L59 252V256L61 257ZM72 252V251H71ZM69 252V253H71ZM110 252V251H109ZM118 252V251H117ZM118 252V253H119ZM130 252V250H129ZM128 252V253H129ZM155 252V251H154ZM159 252V251H158ZM157 252V253H158ZM11 253V254H10ZM21 253V252H20ZM25 253V252H24ZM32 253V252H31ZM76 252H74L75 255ZM83 253V252H81ZM86 253V252H85ZM98 253V252H97ZM96 253V254H97ZM107 253V252H106ZM104 253V254H106ZM16 254V253H14ZM23 254V253H22ZM29 254V253H28ZM27 254V255H28ZM36 254V255H37ZM55 254V253H54ZM67 254V253H66ZM79 254V253H78ZM87 254V253H86ZM94 254V253H93ZM101 254V252H100ZM100 254H97L100 256ZM122 253H119V255ZM141 254V252H140ZM26 255V256H27ZM31 255V254H30ZM29 255V256H30ZM33 255V254H32ZM31 255V256H32ZM65 256V254H63ZM114 255V254H113ZM116 255V254H115ZM118 255V256H119ZM134 255V254H133ZM188 255V254H187ZM16 256V255H15ZM22 256V255H21ZM30 256V257H31ZM121 256V255H120ZM143 256V255H142ZM160 256V255H159ZM186 256V255H185ZM184 256V257H185ZM11 257V258H10ZM29 257V258H30ZM34 257V255H33ZM39 257V256H38ZM54 257V255H53ZM57 257V256H56ZM70 257V256H69ZM77 257V256H76ZM85 257V256H84ZM83 257V258H84ZM98 257V258H99ZM104 257V256H103ZM133 257V256H132ZM131 257L132 262H130V264H146L148 261L144 260H140V258L138 257L137 254L134 255L133 259ZM188 257V256H186ZM24 258V256L22 257ZM32 258V257H31ZM36 258V257H35ZM50 258V256L48 257ZM48 258H46L48 260ZM66 258V257H65ZM79 258L78 260L80 261L81 257H77ZM102 258V257H101ZM106 257H104L105 260ZM110 258V257H109ZM114 262V259H109ZM122 258V257H121ZM146 258V257H145ZM27 259V257H26ZM43 259V256H42ZM88 259V258H87ZM90 259V258H89ZM116 259V258H115ZM125 259V258H123ZM29 260V259H28ZM35 260V259H34ZM36 260H39L38 258ZM52 260V258L50 259ZM48 260V261H50ZM54 260V258H53ZM52 260V262H53ZM61 260V259H60ZM60 260L55 259V264L56 261H58L60 264ZM63 260V258H62ZM61 260V261H62ZM68 260V259H67ZM72 260V259H70ZM74 260V259H73ZM72 260V261H73ZM95 260V259H93ZM103 260V259H102ZM118 257L115 260L114 263L112 264H122L125 263L123 262V260H121V262L118 263ZM128 262L129 260L126 259ZM153 259H151L152 261ZM19 261V260H18ZM41 260H39L40 262ZM78 261V262H79ZM100 262V260H98ZM184 261V260H183ZM28 262V261H27ZM42 262V261H41ZM44 262V261H43ZM77 262L74 261L73 263ZM110 262V261H109ZM109 262H106L104 264H109ZM171 262V261H170ZM186 262V261H185ZM191 262V261H190ZM18 263V262H17ZM23 263V262H22ZM66 264H68V262H65ZM72 263V262H71ZM70 263V264H71ZM92 263V262H91ZM97 263V262H96ZM129 263V262H128ZM126 263V264H128ZM163 263V262H162ZM195 263V262H194ZM20 264V263H19ZM46 264V263H45ZM51 264V263H50ZM53 264V263H52ZM101 264V263H99ZM111 264V263H110ZM198 264V263H195Z\"/></svg>",
    "mask_w": 264,
    "mask_h": 264
},
{
    "label": "rangeland",
    "instance_id": "obj_2",
    "mask_svg": "<svg viewBox=\"0 0 264 264\" xmlns=\"http://www.w3.org/2000/svg\"><path fill=\"white\" fill-rule=\"evenodd\" d=\"M260 1L261 0H259V3H255V2H258V0L256 1L255 0V4L254 5H258V4H260ZM148 2H150V0L148 1ZM151 3H147V5H145V6H147V8H148V5H150ZM249 5H251V4H249ZM121 6V5H120ZM153 5H151V7L149 8L150 9V12H148L149 10L146 8V7H144V5H125V7H124V5H122L120 8H121V10H124L125 8H131L132 10H133V12L134 11H136V12H134V17H135V13H139L138 15H136V17H135V19H136V27L137 28H140V27H142V26H144V24L146 23V25H147V23L149 24L150 23V18H151V16H150V14L151 15H153L154 14V11L156 10H154L153 8L156 6V5H154L153 7H152ZM171 6H173V5H170L169 7H166V9H162L161 7H163L162 5H158V6H156L155 8H157V7H159L158 9H159V11H161V13L163 14H161L160 16L162 17L161 19H163L164 18V15H167L168 14V12L170 11V13L168 14V15H170V17L171 16H173V17H169L168 15L167 16H165L166 18L167 17H169V18H164L163 20H165L166 19V21H163L164 23H165V25H167L168 24V22L167 21H169V23L170 22H173V20H171L172 18L175 20V22L179 25L180 24V22H181V19H182V21L184 20V21H187V18H186V15L185 14H183V13H178V11H174V10H176L175 9V6H173V7H171ZM115 7V6H114ZM124 7V8H123ZM136 7V8H135ZM139 7H140V9H139ZM142 7H144V9L142 8ZM138 8V9H137ZM142 8V9H141ZM173 8V9H172ZM135 9H137V10H135ZM147 9V10H146ZM152 9H153V11H152ZM163 11H162V10ZM170 9H172V10H170ZM142 10H144V11H142ZM168 10V11H167ZM167 11V12H166ZM143 12L145 13V15H146V13H147V19H146V21H145V18H144V21L143 20H140L141 18V16H142V18H143ZM174 13V14H172V13ZM177 12V13H176ZM142 13V14H141ZM150 13V14H149ZM149 16V17H148ZM160 16L159 17H157L155 14L152 16L153 18L152 19H154L155 17H157V18H159L158 19V21H160L161 22V19H160ZM145 17V16H144ZM140 18V19H139ZM178 18V20H176ZM186 18V19H185ZM139 19V20H138ZM151 19V20H152ZM157 21V20H156ZM156 21H154V22H156ZM159 22V23H160ZM166 22H167V24H166ZM175 22L172 24V23H170L169 25H167L166 27H165V25L164 24H162V25H164V29L165 30H163L164 31V33L165 34H167L168 36H169V32H171V28L173 29V25H175L176 26V24H175ZM179 22V23H178ZM151 23H152V21H151ZM162 23V22H161ZM187 23V22H186ZM175 26H174V31L172 30V32L173 33H171L170 34V36L168 37V36H166V35H163L164 33H161L160 34V32H163L162 31V29H163V26L161 27V29H157L158 31H160L159 32V34L157 33V30H155L154 32L155 33H157V34H155V36H158L157 38H155V36L153 35V37H151L150 36V41H152L151 42V44H150V42H149V37H147L146 39H143L142 41H140V45L141 46H143L144 44V46H145V48H144V46L143 47H141V49L143 48V49H145V51L148 53V54H150L151 55V59H152V61L150 62V66L152 67V66H154V67H152V69H150V66H149V62L148 63H145V65L144 64H140V63H137L136 62V54L135 53H133L134 51H130V52H128L129 53V55H127V53L124 55V59H125V61H123L119 66H118V68L117 67H105L103 70L101 69L102 67H96L97 68V71H101V73L103 72V74H101L100 72H99V74H101V76L103 77V75H105V77L107 78V80H106V78L105 77H103L102 79H104L105 78V80H100V76H99V74L97 73V79H95L96 77H95V72H96V68L95 67H92L91 68V66H84V68H81V69H77V70H79L80 71V76H77V77H70V76H68V77H70L69 79H66L65 78V82L66 83H68V84H66L65 82H62V83H60V82H58V83H56V85H55V87L57 86L58 88L57 89H62V94H64V93H66V94H64V102H66V103H64L65 104V106H66V108H65V106L62 104V105H59V104H57V103H55L54 105H52V107H50V111H51V116H53L54 114V116L53 117H56V115H57V119H52L53 120V122H54V124L56 125V122H57V125L59 126L61 123H63L62 125H60V126H62V127H64V126H66V125H68V126H66V128L67 127H69V129H67L68 131H69V134L70 135H74L73 133L75 132H78L77 130H79L80 132L82 131V132H86L85 133V135L87 134V136H85V135H83L82 134V132H81V136L80 137H83V138H78L77 139V141L75 140V139H72L73 138V136H70V137H68V131H66L65 129L66 128H64V130H63V128H62V130L65 132V133H62V134H60V135H62V136H60V137H65V139L64 138H61V139H63L64 141L65 140H67V138H70L71 140H73L72 141V143L73 144H71L70 142H71V140H70V142H69V140H68V143L67 144H69L70 143V145H73V148H74V142L76 141L77 143H79L78 145L76 144L75 146H80L79 148H77L76 150H79V153L81 152V148L83 147V146H85V144H86V146H85V150H84V152H83V150H82V154H80L83 158H81L82 160L84 159L85 161H87V162H89V163H87V162H85V165L87 166V168L84 170L85 172H89L90 174H85V172L83 171V170H80L79 169V171L76 169L75 171H76V175H75V177H74V174L75 173H73L74 172V169H75V167L73 166V163H75L76 161H72V158H71V154L70 155H67V157H68V159H67V161L68 160H70V158H71V161H70V163H71V165L70 166H67L68 164H66L65 166L66 167H69V168H67V170H66V167L64 168V166L62 167V168H60L59 170H55L54 169V171H57V173H56V175L57 174H61V173H64V174H62V181H61V177H60V175H58V176H56V178L58 179V180H56V181H60V182H58L59 183V185H66V183L68 184V185H66V186H62V187H60V189L61 188H63V187H65V189L63 188V189H61V192L63 193V194H68V195H70V196H73V194L74 193H76V189H80V188H82V186H81V184H82V180L83 181H85V183H87V180H90V178H91V182H93V178H95V180L97 179V180H99V181H102V182H107V184H105V186L108 188V187H110L109 185H111V183H112V186L111 187H113V188H108V190L110 189V192L108 191V190H106V191H104L103 193H102V195H103V198L105 199H103V201H102V199H100V200H96V201H94L93 199H88V200H86L85 202H78V203H71L73 206L75 205L76 206V212H78L77 213V216L75 215L76 213H74L75 212V210L74 209H72V205L70 206V205H67V206H65V205H63V202L62 201H60V200H57V201H53V203H54V208L55 209H53L52 210V213H53V215L56 213V215H54L55 216V218H56V221H55V223H54V225H53V230H54V232L53 233H51V232H47L48 233V235L51 237H49L48 238V236L47 235H45V233H46V228L44 227V224H45V221L43 222V220L44 219H47L45 216H46V214H48V213H46L45 211H47L46 209H40L39 207H37V205H35L36 203L35 202H32L33 200L31 199H29L25 204H24V206L26 207L27 205H29V203H30V206H32V210H30V211H28L27 212V209L30 207V206H27L26 208L27 209H25V207H22V211H23V213L22 214H20L19 215V217L17 218H15L14 220H17V219H20L21 217H24L25 218V221L26 220H28V221H26L24 224V228L22 227V232H25V233H22L21 231V233L19 232V234H17V236H18V238L16 237V235L14 236V237H12L11 238V240H12V244L11 243H7L8 244V246H10V251L9 252H11L10 254H11V256H12V258H11V260H12V262L13 263H10V264H55V259L57 260V258H58V260H62V258H63V260L61 261L60 260V264H66L65 262H68V264H70L71 262V264H99V263H101V264H104L105 263V260H106V262H109V264L111 263H114L115 262V260L117 259V257H118V259H119V261H118V263L119 262H121V260H123V262H125V263H122V264H126V263H128V264H130V262H132V260H131V257L133 256L134 257V255L135 254H137L138 255V257L140 258V260H144L145 259V261H148L146 264H195V263H198V264H201V263H204L205 261H208V259L210 260V255H211V240L213 239V236H214V234L216 233V231H217V229H218V227H219V221H220V218L223 216V215H225L226 213H229V212H231V211H233V210H237V209H245V208H251V207H246V206H241V205H236V204H231V203H225V202H220V201H217V197L212 193V195H208L207 193H206V188H207V181H206V177L208 176V174L206 175V177H205V174H206V171H205V169H202V174L200 173V170L198 169L199 167H200V165H201V163H202V159L200 160L199 159V157H201V155L203 154V153H205V155H206V153L207 152H209V154H210V159L211 158H213L209 163H206V165L207 166H209V167H211V169H210V172H211V174H214V172H213V165H214V163H215V161L217 160V157H218V155L216 154L217 153V151H218V148H216V149H213V151H210V145H212L213 143H214V137L215 136H217V134H220V132H219V128H220V122H221V117H219L220 115L219 114H217L218 116H216V117H213V114L211 115V112L214 110V107H215V105L212 107V109L210 110V112L208 113V114H206V116H205V119H203L202 118V115H203V113H204V111H206V109H205V107L207 108V106H208V100L210 99L209 97H208V94H209V96L211 95L210 94V92L208 91V93H206V101H204V103L202 104V107L201 106H195L194 108H193V110L195 111V112H189V115L186 117L185 115H184V113L183 112H186V110H185V107L186 106H181L180 107V109H179V98L181 97V95L178 93V90L180 91V88H177V89H175V91L174 92H172L171 93V96H170V91L171 90H168V91H166V95L167 96H159V94H158V90H160V87L158 86V84L160 85V83L159 82H161V83H168V82H171L172 80L169 78V76H167L166 74H162L160 71H159V69L160 68H162L163 66L164 67H166L167 69L165 70V71H173V70H175V73H180V74H178L179 76V78L180 79H182V80H180L181 82H182V84H186L187 86H189L190 85V83L192 84V82H190V81H192V72L194 71V70H196V68H194L193 70H192V67H194L195 66V62H193L194 60L196 61V65L198 64L197 63V61H201L203 58L202 57H204V54H209L208 53V51H205V50H202V46L200 47V48H197L198 50H196V54L195 53H193V49L191 50V48L189 47V44H187L189 41H190V37H187L186 39H183L184 38V34H185V32H187V27L188 26H186L185 25V27H184V30L182 31V33L180 34V38L179 39H177L178 38V36H177V38H176V36H175V30H177V27L175 28ZM171 27V28H170ZM103 28H106L105 26L103 27ZM167 28V29H166ZM170 28V30L168 31V29ZM107 30L105 29V30H101L100 32L102 33V32H106ZM168 32V33H167ZM162 35L164 36V37H162ZM174 35V36H173ZM160 37H161V39H163V41L160 39ZM166 37H168V40H167V38ZM171 37H175V38H171ZM152 38H155V40L157 41V43H158V45H159V48L160 47H162V48H157L158 47V45H157V43L155 44L154 43V40H152ZM182 39V40H181ZM172 40V41H171ZM178 40V41H177ZM147 42V43H149V44H147V43H143V42ZM167 41V42H166ZM177 41V42H176ZM184 41H187V42H184ZM139 42V41H138ZM161 44H160V43ZM163 42V43H162ZM172 42V43H171ZM174 42H175V44H174ZM182 42H184V43H182ZM142 43V44H141ZM153 43H154V45H153ZM166 43H167V47H166ZM178 43V44H177ZM168 44H169V46H170V48H169V46H168ZM171 44V45H170ZM177 44V45H176ZM179 44H181V45H179ZM184 44V45H183ZM148 45V46H147ZM149 45H151V46H153L152 48H151V46H149ZM176 45V46H175ZM147 46V47H146ZM173 46V47H172ZM186 46V47H185ZM178 47H180V48H178ZM131 48V47H130ZM169 48V49H168ZM172 48V49H171ZM184 48V49H183ZM152 49H153V51H152ZM163 51H162V50ZM170 49H171V51H170ZM174 49V50H173ZM183 49V50H182ZM151 51V53H150V51ZM178 50V51H177ZM186 50V51H185ZM202 50V51H201ZM160 51V52H159ZM177 51V52H176ZM205 51V52H204ZM166 53L165 54V56H164V54H161V53ZM173 52V53H172ZM191 52H192V54H191ZM201 52V53H200ZM152 53H154V54H152ZM160 53V54H159ZM170 53V54H169ZM179 53V54H178ZM182 53V54H181ZM189 53V54H188ZM204 53V54H203ZM134 54V55H133ZM173 54V55H172ZM186 54V55H185ZM194 54V55H193ZM216 53H214L213 51H212V53L210 52V55H212V57L214 58L213 60L215 61L216 59H218V58H220V57H222L219 53L217 54V55H215ZM132 55V56H131ZM158 55H160L161 57H159ZM164 56V58H163V56ZM167 55H168V57L169 58H171L172 59V62L170 61V59L169 58H167ZM181 56L180 58H179V56ZM191 55H192V57H191ZM196 55V56H195ZM171 56V57H170ZM188 56V57H187ZM201 56V57H200ZM133 57H134V59H133ZM156 57V58H155ZM159 57V58H158ZM184 57V58H183ZM217 57V58H216ZM161 58V59H160ZM163 58V59H162ZM177 58H179V59H181V60H178ZM193 58V59H192ZM223 58V57H222ZM127 59V60H126ZM157 59H160V61H161V63H162V61L164 62V60H165V62H166V60L168 59V65L170 64V62L171 63H176V62H178V63H174L173 65L171 64V65H167V64H161L160 63V61L159 60H157ZM182 59H183V61H182ZM199 59V60H198ZM131 60H134L136 63H134V61H131ZM175 60H177V61H175ZM191 62H190V61ZM129 61H130V63H129ZM181 61V63H179ZM185 61H187L186 62V64L187 65H185ZM213 61V62H214ZM220 61V59L217 61H215L216 63L217 62H219ZM69 63H68V65H70V61H68ZM153 62H154V64H153ZM158 62V63H157ZM166 62V63H167ZM189 62V63H188ZM133 63V64H132ZM153 65H152V64ZM155 63H156V65H155ZM191 63V64H190ZM159 64V65H158ZM179 64V65H178ZM184 64V65H183ZM124 65V66H123ZM191 65H194V66H191ZM216 65V64H215ZM142 66V67H141ZM143 66H145L144 68H143ZM157 66H159V69H158V67ZM171 66V68L169 69V67ZM172 66H173V69H172ZM179 66V67H178ZM180 66H181V68H180ZM91 69H90V68ZM124 67V68H123ZM127 67H129V68H127ZM156 67H157V70H156ZM176 67V68H175ZM188 67V68H187ZM90 70H95L94 72L93 71H91L90 73L92 74V75H94V76H92V75H90L89 76V69ZM110 68H113L112 70L110 69ZM116 68V69H115ZM119 68H121L122 69V71H121V69H119ZM148 68V70L146 71V69ZM175 68V69H174ZM183 68H184V70H183ZM186 68H187V70H186ZM191 68V70H190V72H189V69ZM68 70H70L71 68H67ZM83 69V71H81ZM86 69V70H85ZM105 69H107L108 71H105ZM118 69V70H117ZM133 69V70H132ZM149 69H150V71H149ZM111 70V71H110ZM114 70H117V71H114ZM124 70V71H123ZM153 70V71H152ZM155 70V71H154ZM180 72H179V71ZM183 70V71H182ZM118 71H120V72H118ZM127 71V72H126ZM158 73H157V72ZM177 71V72H176ZM183 73H182V72ZM187 71V72H186ZM86 72V73H85ZM108 73L109 74V76H108V74H107V76H106V73ZM115 72V73H114ZM146 74H145V73ZM153 72H154V74H153ZM156 72V73H155ZM84 73V74H83ZM87 73H88V76H89V79H95V81H91V80H87V81H85L86 80V78L88 79V76H87ZM94 73V74H93ZM119 74L118 76L120 77L119 79H117V80H115V78H113V75H115V74ZM121 73L123 74V75H121ZM150 73H151V76H150ZM190 73H191V75H190ZM68 74H69V72H68ZM83 74V75H82ZM159 74V75H158ZM182 74V75H181ZM121 75V76H120ZM149 75V76H148ZM163 75V76H162ZM184 75V76H183ZM93 77V78H90V77ZM125 76V77H124ZM189 76H190V79H189ZM156 77H158V78H156ZM166 77V78H165ZM185 78V82H184V78ZM81 78V80H79V79ZM82 78H84V79H82ZM99 78V79H98ZM111 78V79H110ZM149 78V80H151L150 81V83H148V79ZM150 78H152V79H150ZM161 79V81H160V79ZM164 78V79H163ZM71 79L74 81V82H72L71 81ZM112 80L111 82H112V86L110 85L111 83H110V80ZM121 79V80H120ZM175 79V78H174ZM174 79H173V81H174ZM176 79H177V77H176ZM82 80H83V82H82ZM109 80V81H108ZM115 80V81H114ZM119 80V81H118ZM154 80V82H152ZM155 80H156V82H155ZM167 80V81H166ZM169 80V81H168ZM84 81L85 82H88L87 84L86 83H84ZM91 81V82H90ZM102 81H104L103 83H101ZM164 81V82H163ZM190 83H189V82ZM76 82V83H75ZM77 82H81V83H78V85H77ZM93 82H95V84L93 83ZM99 82H100V84L102 85L103 84V87L101 88L100 87V85H99ZM106 82H108V83H106ZM115 82V83H114ZM118 82V83H117ZM120 82V83H119ZM175 82V81H174ZM188 84H187V83ZM110 83V84H109ZM114 83V84H113ZM121 83H123V84H121ZM133 83H135L134 85H133ZM147 83V84H146ZM154 83H155V85H154ZM156 83H157V86H156ZM172 83V82H171ZM65 84V85H64ZM74 84H76V85H74ZM96 84H97V86H96ZM105 84H107V85H105ZM109 84V85H108ZM118 84V85H117ZM130 84V88L128 87V85ZM59 85V86H58ZM61 85V86H60ZM72 85V86H71ZM74 85V86H73ZM91 85H93L92 87H94V88H91L90 86ZM121 85H123V86H121ZM137 85V86H136ZM150 85H152V86H150ZM66 88H65V87ZM68 86H70L69 88H68ZM76 86V87H75ZM79 86H81V87H79ZM105 86H111V88H112V90L111 89H109V88H107L106 87V89L104 88ZM115 86H116V88H115ZM119 86H120V88H121V91L120 90H118V89H120L119 88ZM126 86V87H125ZM133 86H134V88H133ZM191 86V85H190ZM73 87H75V88H73ZM80 89H79V88ZM87 87H89V88H87ZM97 87L99 88H101L102 89V91H101V89L99 88L98 90H97ZM123 87V88H122ZM151 87H153L155 90H153V88H151ZM64 88V89H63ZM71 88V89H70ZM73 88V89H72ZM77 88V89H76ZM96 88V89H95ZM104 88V89H103ZM118 88V89H117ZM128 88H129V90H128ZM157 88V89H156ZM68 89H69V91H68ZM84 89V90H83ZM91 89V90H90ZM107 89H109L110 90V92L107 94ZM122 89L123 90H125V92L124 91H122ZM135 89V90H134ZM151 89V90H150ZM63 90H66L65 92L63 91ZM88 90V91H87ZM95 90H97V91H95ZM115 90V91H114ZM133 90H134V92H133ZM209 90V89H208ZM77 91V92H76ZM112 91V92H111ZM121 92L120 94H122V96H120L119 94H116V92L117 93H119V92ZM148 91V92H147ZM152 91V92H151ZM207 91V90H206ZM245 89H244V94H245ZM67 92H69L68 94H70L71 95V99H70V96L69 95H67ZM76 92V93H75ZM81 92V93H80ZM90 92H94V93H90ZM102 92V93H101ZM115 93V95H114V93ZM73 93V94H72ZM87 93V94H86ZM99 93H100V95H99ZM177 93L180 95V96H178L177 95ZM85 94V95H84ZM93 95V97L91 96V95ZM108 95V97H107V99L109 98V100H107L106 99V96ZM155 94V95H154ZM169 94V95H168ZM176 94V95H175ZM243 94V95H244ZM73 95V96H72ZM75 95V96H74ZM98 96L97 98H96V96ZM103 95H105V96H103ZM109 95H111V96H113V97H111V96H109ZM157 95H158V97H159V99H155V97L156 98H158L157 97ZM66 96V97H65ZM78 98H77V97ZM83 96V97H82ZM102 96V97H101ZM118 96V97H117ZM67 97H69V98H67ZM74 97H75V99H74ZM100 97V98H99ZM103 97L105 98V99H103ZM112 98V100H111V98ZM114 97H115V99H114ZM118 99H117V98ZM151 97V98H150ZM152 97H153V99H152ZM167 97V98H166ZM208 97V98H207ZM126 98V99H125ZM170 98V99H169ZM66 99V100H65ZM93 99V100H92ZM100 99H102V100H100ZM121 99V100H120ZM151 99V102H149V100ZM154 99H155V101H154ZM164 99V100H163ZM169 99V100H168ZM69 100V101H68ZM75 102H74V101ZM77 100V101H76ZM111 100V101H110ZM167 100L169 101V102H167ZM181 100V99H180ZM85 101V102H84ZM88 101V102H87ZM95 101V102H94ZM101 101V102H100ZM107 101H109L108 103H107ZM117 101V102H116ZM161 101V102H160ZM164 101V102H163ZM166 101V102H165ZM73 102V103H72ZM82 102V103H81ZM125 102V103H124ZM163 102V103H162ZM76 103V104H75ZM91 103V104H90ZM99 103V104H98ZM102 103V104H101ZM105 104V107H104V104ZM107 103V104H106ZM112 103V104H111ZM172 105H171V104ZM178 103V104H177ZM80 104V105H79ZM164 104V105H163ZM72 105V106H71ZM74 105H75V109H74ZM87 107H86V106ZM90 105H91V107H90ZM95 105V106H94ZM99 105V106H98ZM103 105V106H102ZM62 106H64V107H62ZM68 106V107H67ZM78 106V107H77ZM94 106V107H93ZM106 106H107V111H106ZM110 106V107H109ZM147 106V107H146ZM161 106H163V107H161ZM82 107V108H81ZM86 108V110L85 111H83L84 110V108ZM161 107V108H160ZM56 108H57V110H56ZM65 108V109H64ZM77 108H79V109H77ZM81 108V109H80ZM89 108V109H88ZM105 108V109H104ZM109 108V109H108ZM204 108V109H203ZM53 109H55V111L52 110ZM61 109V110H60ZM69 109V110H68ZM93 111H91V110ZM165 109V110H164ZM63 110V111H62ZM66 110V111H65ZM67 110H68V112H67ZM80 110H81V112H80ZM101 110V111H100ZM109 110V111H108ZM204 110V111H203ZM216 110V109H215ZM56 111H58V113H56ZM60 111V112H59ZM64 111L66 112V113H64ZM79 113H78V112ZM88 111V112H87ZM103 111V112H102ZM106 111V112H105ZM111 111V112H110ZM162 111V112H161ZM53 112V113H52ZM70 112V113H69ZM71 112L73 113L72 115H71ZM95 112V114L93 115V113ZM80 113L81 114H84V115H81V116H79L80 115ZM85 113H90V114H86L85 115ZM105 113V114H104ZM108 113H109V115H108ZM196 113V114H195ZM61 114H63L62 116H60ZM68 116H67V115ZM76 114V115H75ZM89 115H91L90 117H89ZM183 115V116H182ZM194 115V116H193ZM96 116V117H95ZM112 116V117H111ZM64 119H69V120H63V118ZM73 117V118H72ZM75 117L78 119L79 117V119H78V121H79V123H78V121H76L77 119H75ZM88 117V118H87ZM180 117V118H179ZM182 117V118H181ZM109 118H118L117 120H120L121 118V122H122V124L124 125L125 123H126V121H127V123L123 126V129L121 130L120 129V132H118V133H116L115 131H114V129H111V126L110 125H108V123H107V121L109 120ZM201 118L203 119L202 120V123L201 124H199V122L201 121ZM62 119V120H61ZM70 119H72L71 121H70ZM75 119V120H74ZM80 119H83L82 121L80 120ZM87 119V120H86ZM91 119V120H90ZM95 119V120H94ZM107 119V120H106ZM180 119V120H179ZM58 120V121H57ZM61 120V123L59 122ZM85 120V121H84ZM93 120V121H92ZM180 122H179V121ZM63 121V122H62ZM68 121H70V122H68ZM84 121V122H83ZM87 121V122H86ZM178 121V122H177ZM182 121V122H181ZM240 121V120H239ZM74 122H75V126H71L72 124L74 125ZM94 122V123H93ZM160 122V123H159ZM66 123H68V124H66ZM70 123V124H69ZM83 123H85V124H83ZM101 123V124H100ZM78 124V125H77ZM80 124H83V125H80ZM88 124H90V126L92 125V126H94V127H90ZM130 124V125H129ZM177 124H178V127H177ZM64 125V126H63ZM77 125V126H76ZM96 125V126H95ZM198 125V126H197ZM200 125H203V126H201V134H199V135H201V136H195V133H194V131H195V129L197 128V127H200ZM83 126H85V128H83ZM87 126V127H86ZM99 126H100V128H99ZM124 127H126V128H128L129 130H130V128H131V130H133V131H129L130 132V135H129V132L127 131V129L125 128V131H123L124 130ZM203 127V128H202ZM217 127H218V130H216L217 129ZM73 128V129H72ZM81 128V129H80ZM89 128V129H88ZM93 128H95V129H93ZM102 128V129H101ZM104 128V129H103ZM162 128V129H161ZM178 128V129H177ZM182 128V129H181ZM101 129V130H100ZM106 129V130H105ZM172 129H174L175 130V132H176V134H174L171 130ZM71 130V131H70ZM87 130V131H86ZM90 130V131H89ZM94 130H96L95 132H94ZM112 130H113V132H112ZM161 130V135H160V139H159V142H158V145L153 149V150H150V147L152 146V142H153V140H154V135H158L159 134V131ZM173 130V131H174ZM177 130V131H176ZM199 130V129H198ZM101 131V132H100ZM158 131V132H157ZM66 132H67V134H66ZM73 132V133H72ZM80 132H78L79 134H80ZM98 132V133H97ZM103 132V133H102ZM115 132V133H114ZM122 132H124V133H122ZM128 132V135H125V133H127ZM168 132H169V134L171 135V134H174L175 136H177L178 137V135H179V137H182L184 140H183V144L181 143L180 145H181V147H179V152H178V154H176L177 156H175V158L174 159H172V158H170L169 156L170 155H166L167 157H165V158H162V159H160L161 157L160 156H163V151L162 150H160V148H161V145H162V142H164L167 138H170V135L168 134ZM219 132V133H218ZM72 133V134H71ZM78 133H76L77 134V136L79 137V134ZM105 133V134H104ZM108 133H110V134H108ZM113 133V134H112ZM193 133H194V135H193ZM66 134V136H64ZM95 134H98V135H95ZM112 134V135H111ZM120 134V135H119ZM167 134L169 135V136H167ZM178 134V135H177ZM88 135H89V137H90V140H89V137H88ZM91 135V136H90ZM107 135H109V136H107ZM122 135V136H121ZM92 136H93V138H92ZM96 136V137H95ZM110 136H112V137H110ZM116 136H117V138H116ZM150 136V137H149ZM166 136V137H165ZM175 136H173L174 138H175ZM197 138V137H199V141L196 139L195 140V137ZM85 137H87L88 139H86V140H88V141H86L85 140ZM104 138V140L102 139V138ZM106 137V138H105ZM110 137V138H109ZM114 137V139H112ZM122 137H123V139H122ZM125 137H127V138H129V137H131V138H129V139H132V140H129V139H127V138H125ZM133 137V138H132ZM135 137V138H134ZM95 138V139H94ZM118 138H119V140H118ZM173 138V139H174ZM227 138H229V137H227ZM231 138V137H230ZM60 138H58V140L57 141H59V140H61ZM80 139H83V142L85 143L84 145H83V142H82V140H80ZM93 139V140H92ZM100 139V140H99ZM106 139V140H105ZM125 139V140H124ZM164 139V140H163ZM173 139H172V135H171V140L173 141ZM63 140H61V141H59L60 143H63L64 141ZM113 142H112V141ZM124 142H123V141ZM134 140V141H133ZM175 140V139H174ZM223 140V139H222ZM90 141V143L92 142H94L93 144L91 143V147H90V145H89V142ZM95 141H96V143H95ZM98 141V142H97ZM109 141V142H108ZM128 141V142H127ZM195 141H197V143L195 142ZM66 142V141H65ZM105 143V144H98V143ZM112 142V143H111ZM125 142H127L126 144H125ZM174 142V141H173ZM213 142V143H212ZM81 143H82V145H81ZM107 143V144H106ZM195 143H196V147H195ZM55 144H56V142H55ZM66 144V145H67ZM96 144V145H95ZM118 144V145H117ZM125 144V145H124ZM161 144V145H160ZM164 144V143H163ZM69 145V146H70ZM96 147L97 145H99V146H101V147H96V148H94L93 149V147L94 146ZM112 145V146H111ZM114 145H115V147H114ZM122 147H121V146ZM124 145V146H123ZM87 146H89L91 149H86V147ZM97 148H100V149H102V150H97ZM113 148V149H112ZM116 148V149H115ZM135 148H137V150L138 151H143L144 152V150H145V153L147 152V158H145V161H144V163H142V164H140V165H138V168H135V169H133L132 171H130L129 173H127L128 171L127 170H125V168H123V167H125L124 165H127V164H125V163H127L126 162V160H123V159H125L126 157H123V156H125L126 154H128L132 159H134L135 157H134V149ZM195 148V149H194ZM94 150V152H93V150ZM108 149V150H107ZM112 149V150H111ZM120 149V150H119ZM107 150V151H106ZM115 150H116V152H115ZM119 152H118V151ZM109 151V152H108ZM154 151V152H153ZM78 152V151H77ZM97 152V153H96ZM102 152H104V153H102ZM153 154H152V153ZM162 152V153H161ZM193 152V153H192ZM88 155H87V154ZM94 153V154H93ZM102 156V158H100V159H98L97 158V156L98 157H100V155ZM115 153V154H114ZM120 153H122V154H120ZM125 153V154H124ZM192 153V154H191ZM212 153V154H211ZM117 154V155H116ZM201 154V155H200ZM91 155V156H90ZM93 155V156H92ZM104 155V156H103ZM109 155V156H108ZM113 155H115V156H113ZM120 155V156H119ZM154 155V156H153ZM116 156H118V157H116ZM90 157V158H89ZM114 158V159H110V158ZM160 157V158H159ZM169 157V158H168ZM128 158V157H127ZM87 159V160H86ZM96 159V160H95ZM157 159V160H156ZM172 159V160H171ZM89 160V161H88ZM94 160V161H93ZM119 160H121V161H119ZM160 160V161H159ZM163 160V161H162ZM96 161V162H95ZM100 161V162H99ZM166 161V162H165ZM168 161L169 162H173V164H172V162L169 164L168 163ZM124 162V163H123ZM77 163V162H76ZM91 163V164H90ZM93 163V164H92ZM88 164H90V165H95V164H98V165H96V166H94L95 167V169H96V172H95V169H93L94 167H92V166H88ZM104 164V165H103ZM123 164V165H122ZM104 166L105 168H102L103 170H101V171H99L100 170V168H101V166ZM107 165V166H106ZM168 165V166H167ZM169 165H171V166H169ZM71 167V168H70ZM91 168L90 170L88 169V168ZM122 167V168H121ZM171 167V168H170ZM202 167H203V165H202ZM119 168V169H118ZM73 169V170H72ZM105 169V170H104ZM113 169V170H112ZM171 169V170H170ZM69 170H70V172L72 171V173H70L69 172ZM107 170V171H106ZM135 170V171H134ZM61 171H63V172H61ZM103 171V172H102ZM123 171V172H122ZM186 171L188 172V176L187 175H184L185 173H186ZM80 172H81V174H82V172H83V176L82 175H80ZM92 172V173H91ZM98 172V174H95V173H97ZM101 172H102V174H101ZM107 172H109L108 174H107ZM199 172V173H198ZM94 173V174H93ZM104 173V174H103ZM120 173V174H119ZM125 173V174H124ZM126 173L128 174L127 176H126ZM71 174H73V176L71 175ZM113 174V175H112ZM210 174V173H209ZM66 175H67V177H66ZM71 175V176H70ZM79 175V176H78ZM85 175H89V176H85ZM200 175V176H199ZM202 175V176H201ZM76 176H78L77 178H76ZM98 176H100V177H98ZM113 176V177H112ZM60 179H59V178ZM66 179H65V178ZM74 177V178H73ZM98 177V178H97ZM202 177H204V178H202ZM88 178V179H87ZM114 178H117L116 180L114 179ZM127 178V179H126ZM130 178V179H129ZM201 178L203 179V180H201ZM76 181H75V180ZM78 179V180H77ZM79 179H80V181H79ZM113 179V180H112ZM64 180H66V182H63ZM94 180V181H95ZM118 180V181H117ZM122 180H124V181H122ZM79 181V182H78ZM111 181V182H110ZM114 181H115V185L113 184L114 183ZM214 181V180H213ZM62 182H63V184H62ZM75 182V183H74ZM105 182V183H106ZM120 182V183H119ZM126 183L125 185H127V186H129L130 187V194L131 195H133V197H136V198H134L135 200H131L132 198H131V196L130 195H127L125 198H123V199H121V197H120V199L122 200V202H121V200L119 199V197H117V198H115L116 196H117V194L119 195V190H120V187L119 186H121V184L122 183ZM61 183V184H60ZM65 183V184H64ZM88 183H89V181H88ZM87 183V184H88ZM119 183V184H118ZM119 186H118V185ZM72 185H74L73 186V188H71L72 187ZM77 185V186H76ZM115 186V189H117L116 191H115V189H114V186ZM76 186V187H75ZM85 186H87L86 184H85ZM68 187V188H67ZM117 187V188H116ZM141 187H143L142 189L143 190H141ZM145 187V188H144ZM162 187V188H161ZM168 187V188H167ZM174 187V188H173ZM138 188V189H137ZM68 189H70V190H68ZM75 189V190H74ZM149 189V190H148ZM161 189V190H160ZM63 190V191H62ZM72 190V191H71ZM176 190V191H175ZM112 191V192H111ZM115 191V192H114ZM147 191V192H146ZM153 191V192H152ZM155 191V192H154ZM197 191H201V192H203L201 195L200 194H197ZM65 192V193H64ZM73 194H72V193ZM164 192V193H163ZM110 193L112 194V193H114L113 194V199H111V195H110ZM140 193V194H139ZM152 194V193H157V194H153V196L152 195H148V194ZM169 194V196L168 195H166V194ZM72 194V195H71ZM109 194V195H108ZM115 194H116V196H115ZM136 194V195H135ZM178 194V195H177ZM210 194V193H209ZM107 196H109V197H107ZM115 196V197H114ZM130 196V197H129ZM167 196V197H166ZM105 197H107V198H105ZM111 199V200H108V199ZM138 198V199H137ZM128 199H130V200H128ZM107 200V201H106ZM131 201L130 203L128 202V201ZM198 200H201V202H199ZM107 202V203H105V202ZM113 201V202H112ZM121 203H120V202ZM32 202V203H31ZM87 202H89L90 204H86ZM112 202V203H111ZM118 202H119V204H118ZM125 202V203H124ZM132 202H133V204H132ZM136 204H135V203ZM168 202V203H167ZM176 202H177V204H176ZM59 203H61L59 206H58V204ZM82 203V204H81ZM96 203V204H95ZM104 203V204H103ZM113 203H115L117 206H118V208H116L117 206H115V204H113ZM27 204V205H26ZM80 204V205H79ZM95 204V205H94ZM102 204V205H101ZM138 205V206H135V205ZM153 204V205H152ZM162 204H164L163 206H162ZM89 207H88V206ZM100 205V206H99ZM106 205L108 206V207H106ZM113 207H112V206ZM123 205L124 206V208H123V206L121 207V206ZM128 205V206H127ZM199 205V206H198ZM200 205H202V206H204V207H202V210H200L201 208H200ZM216 205V206H215ZM61 206H63V207H61ZM74 206V207H75ZM85 207V208H87V209H85L84 208V210L83 209H81L82 207ZM87 206V207H86ZM111 206V207H110ZM133 206V207H132ZM176 206V207H175ZM36 207V208H35ZM57 207V208H56ZM69 207V208H68ZM80 207V208H79ZM95 207V208H94ZM100 207H102L101 209L102 210H99L98 208H100ZM120 207H121V209L122 210H124V209H126V210H124V211H120L121 209H120ZM130 208V210H129V208ZM165 207V208H164ZM196 207V208H195ZM37 210L38 208H39V210H42V213L40 212H38V210L36 211V212H38L39 214H36V212H35V209ZM60 208V209H59ZM66 208V212L64 211V209ZM111 208H113V209H111ZM169 209V211H168V213H167V215L168 216H166V217H164L163 215H164V213L162 212L164 209ZM211 208H213V210H216V211H211L210 209ZM215 208V209H214ZM217 208V209H216ZM223 208V209H222ZM234 208V209H233ZM34 209V210H33ZM61 209H63L62 211H61ZM81 210V213H83V214H81V213H79L80 212V210ZM97 209V210H96ZM255 209H257V208H255ZM20 210V211H21ZM67 210H68V212H67ZM71 210V211H70ZM72 210H73V212H72ZM84 212H83V211ZM95 210L96 211H99V212H95ZM105 210V211H104ZM257 210H259V211H261L262 213H264V210H262V209H257ZM24 211H25V213H24ZM35 213V215H34V213ZM59 211V212H58ZM61 211V212H60ZM63 211H64V213L65 214H67L66 215V217L64 216L65 214L63 213ZM69 211H70V213H69ZM86 211H87V213L88 214H86ZM94 213H93V212ZM110 211H111V214H110ZM121 213H120V212ZM202 211V212H201ZM27 212V213H26ZM30 212H31V214L32 215H30ZM62 213V216H61V218H60V216H58L59 214L58 213ZM90 212V213H89ZM115 212V213H114ZM119 212V213H118ZM213 212V213H212ZM19 213H21V212H19ZM46 213V214H45ZM93 213V215H91ZM124 213V214H123ZM135 213H137V214H135ZM217 213V214H216ZM29 214V217L27 216ZM64 214V215H63ZM80 216H79V215ZM87 216H86V215ZM90 214V215H89ZM94 214L96 215V216H94ZM101 214H102V216H101ZM109 215V216H107V215ZM22 215V216H21ZM35 217H34V216ZM37 215L38 216H40L38 219H35V220H33L32 221V219L33 218H37ZM68 215H72V220L73 221H69L70 219L67 217ZM75 215V216H74ZM86 217H84V216ZM115 215V216H114ZM139 215V216H138ZM57 216V217H56ZM83 216V217H82ZM89 216H90V218H89ZM95 217V219H93V217ZM111 216V217H110ZM114 216V217H113ZM136 216V217H135ZM30 217H32L31 219H30ZM45 217V218H44ZM105 217V218H104ZM109 217V218H108ZM129 217V218H128ZM170 217V218H169ZM61 219V222L58 220V219ZM63 218V219H62ZM65 218V219H64ZM68 220H67V219ZM75 218H76V220H75ZM91 218L93 219V220H91ZM141 218V219H140ZM29 219L31 220V221H29ZM87 219H89L88 221H87ZM115 219V220H114ZM124 219V220H123ZM132 219V220H131ZM169 219V221H167V220ZM37 220V221H36ZM43 222L42 224L40 223L41 221ZM74 220L77 222H74ZM82 220V221H81ZM83 220H85V221H83ZM128 220V221H127ZM36 221V222H35ZM67 221L70 223H72V222H74V224L72 223H70L71 224V226H70V224L69 223H67ZM81 221V222H80ZM107 221V222H106ZM136 221H139V222H136ZM149 221V222H148ZM29 222V223H28ZM37 222H38V224H37ZM58 222H60V223H58ZM85 222H86V224H85ZM90 223V225H89V223ZM124 222V223H123ZM144 222H146V223H144ZM170 222V223H169ZM57 223V224H56ZM61 223H63V225L61 224ZM80 223V224H79ZM131 223V224H130ZM134 224V226H133V224ZM30 224H31V226L32 227H30ZM34 224V225H33ZM61 224V225H60ZM65 224H69V227H68V225H65ZM77 226H76V225ZM80 226H79V225ZM83 224V225H82ZM87 225L86 227H85V225ZM95 224V225H94ZM143 224V225H142ZM152 224V225H151ZM165 224V225H164ZM56 225V226H55ZM92 225V226H91ZM94 225V226H93ZM100 225V226H99ZM109 225V226H108ZM113 225V226H112ZM122 225V226H121ZM128 225V226H127ZM131 225V226H130ZM168 225V226H167ZM25 226H26V228H25ZM73 226H75L74 228H73ZM82 226V227H81ZM84 226V227H83ZM88 226H90V227H88ZM97 226V227H96ZM113 228H112V227ZM145 226H147V228L145 227ZM152 226V227H151ZM27 227L30 229V231H29V229H27ZM37 227H41V228H37ZM43 227V228H42ZM55 227V228H54ZM59 227V228H58ZM63 229H62V228ZM72 229H71V228ZM93 227V228H92ZM102 227H105L103 230H105V233H103V232H101V231H103V230H101V228ZM117 227H121L122 228V231H121V228H117ZM134 227V228H133ZM139 227V228H138ZM145 227V228H144ZM155 227H156V229H155ZM32 228L33 229H37V230H35L36 232L38 231V230H40L41 232H37V236H39V238L41 239V237H42V235H44V236H47L46 237V239H45V237L43 236L42 238L43 239H45V241L47 242H51V246L50 245H48V246H50V248L47 246V249L45 248V251H46V253L48 252V254H37V253H35L33 250L31 251V248L28 246V245H31L30 243H36V240L39 242V238H37V237H35L36 236V232L34 231V230H32ZM44 228H45V230H44ZM71 230H70V229ZM78 228V229H77ZM112 228V231L110 230V229ZM125 228H127V229H125ZM144 228V229H143ZM158 228H160V229H158ZM41 229H43L45 232H44V234H42V230ZM58 231H57V230ZM59 229H61V230H59ZM65 229H67L66 231H65ZM77 229V230H76ZM86 229H87V231H86ZM124 229H125V231H128V232H125L124 231ZM146 229V230H145ZM70 230V233L68 232ZM75 230V231H74ZM109 230L111 231V232H113V231H115V232H113V233H111V232H109ZM117 230H119V231H117ZM132 230V231H131ZM149 230V231H148ZM154 230V231H153ZM30 233H29V232ZM62 231L65 233V235H67V236H62V235H64L63 233H62ZM74 231V232H73ZM88 231H89V233H88ZM106 231H108V232H106ZM162 232L161 234H160V232ZM0 235L1 234H3L4 233V231H3V224H1L0 223ZM27 232V233H26ZM59 232H61V233H59ZM81 232V233H80ZM84 232V233H83ZM86 232V233H85ZM97 232H100V233H97ZM123 232V233H122ZM39 233H41L40 235H39ZM69 233V234H68ZM72 233V234H71ZM103 233V234H102ZM121 233V235H117V234H120ZM125 233V234H124ZM128 233V234H127ZM153 233V234H152ZM23 234H26L27 236H25V237H23L22 235ZM52 234H53V236H52ZM61 236H60V235ZM88 234V235H87ZM94 234H97V236L96 235H94ZM99 234V235H98ZM102 234V235H101ZM122 234H124V236H122ZM132 236H131V235ZM160 234V235H159ZM4 235V234H3ZM56 235H58V236H56ZM73 235H77V236H80V238L78 239V237L77 236H73ZM82 235H84V236H82ZM90 235V236H89ZM101 235V236H100ZM106 236V238H104V236ZM117 236L116 238H114L115 239V241H114V239H113V236ZM129 235H130V237H129ZM134 235V236H133ZM140 235H142L141 237H140ZM29 236H30V238H29ZM89 236V237H88ZM99 236V237H98ZM110 236L112 237V242H110V240H111V238H110ZM124 237V238H121V237ZM136 236V237H135ZM138 236V237H137ZM152 236V237H151ZM52 237L55 239V241H59L60 239L62 240V242L65 240V242H63V244L61 243V244H58V242H56L55 243V241L52 239ZM61 237V238H60ZM75 237H77L76 239H77V241L75 240ZM127 237V238H126ZM135 237V238H134ZM145 237L146 238H148V241H147V239H145ZM25 238V239H24ZM48 238V239H47ZM57 238H60V239H57ZM64 238H66V239H64ZM110 238V239H109ZM131 238H134V239H131ZM164 238V239H163ZM74 239V240H73ZM88 239V240H87ZM94 239H96V240H94ZM137 239V240H136ZM142 239V240H141ZM144 239V240H143ZM157 239V240H156ZM27 240H31V241H28L27 242ZM34 240H35V242H34ZM84 240V241H83ZM103 240V241H102ZM104 240H105V242H104ZM118 240L119 241H121V242H118ZM136 240V241H135ZM25 241H26V243H29V244H26L28 247L26 248V245H25ZM53 241H54V243H55V245H53ZM72 241H73V244H72ZM80 241V242H79ZM89 241V242H88ZM102 241V242H101ZM108 241L110 242V244H108ZM124 241V242H123ZM132 241V242H131ZM136 242L137 244H138V242L137 241H139V242H141V244L140 245H137L136 243V245L135 246H132L131 244L133 243L134 244V242ZM143 241V242H142ZM147 241V242H146ZM47 242V243H48ZM71 243V244H69V243ZM82 242V243H81ZM86 242V243H85ZM93 242V243H92ZM114 242V243H113ZM120 243L121 245L123 244V245H129V246H131V247H127V249H128V251L127 252H122V251H126L125 250V248H124V250H121V252H119L120 251V248L121 247H124V246H119L118 244H116V245H114L115 243ZM48 243V244H49ZM65 243H67V244H65ZM77 243V244H76ZM81 243V244H80ZM98 245V247H97V245ZM103 243H105V244H103ZM128 243V244H127ZM143 243H145V244H143ZM11 244V245H10ZM17 244V245H16ZM57 244V245H56ZM67 246H65V245ZM75 244H76V246L78 247H76L75 246ZM86 244H88V245H86ZM95 244V245H94ZM112 244V246H110ZM152 244V245H151ZM164 244V245H163ZM14 247H13V246ZM24 245V246H23ZM65 246V247H63L62 249H61V247L62 246ZM70 245V246H69ZM79 245H81V246H79ZM102 245V246H101ZM110 246V247H106V246ZM149 245V246H148ZM45 246V247H46ZM55 246H56V248H55ZM58 246H60V247H58ZM75 246V247H74ZM83 246H85V247H83ZM93 246V247H92ZM103 246H105L104 248H103ZM117 246V248L115 249V247ZM140 246V247H139ZM153 246V247H152ZM54 247V248H53ZM69 247V248H68ZM113 247V248H112ZM139 247V248H138ZM146 247H147V249H146ZM9 248V247H8ZM18 248V249H17ZM29 248V249H28ZM72 248V249H71ZM82 248H83V250H82ZM86 248V249H85ZM98 250H97V249ZM101 248V249H100ZM109 248V250H107ZM110 248L112 249V252H111V250H110ZM156 250H155V249ZM162 250H161V249ZM15 249V250H14ZM29 251H28V250ZM48 249L50 250V251H48ZM61 249V250H60ZM63 249H65V250H63ZM69 249H70V251H69ZM81 251H80V250ZM89 249H91V250H89ZM93 249V250H92ZM97 251H96V250ZM138 249V250H137ZM23 250V251H22ZM24 250H26V251H24ZM78 250H79V252H78ZM88 250V251H87ZM102 250V251H101ZM103 250H105V251H103ZM119 252V253H122V254H120L119 255V253L117 252V251ZM129 250H130V252H129ZM143 250V251H142ZM153 250V251H152ZM28 251V252H27ZM58 251V252H57ZM60 251H62L61 253L62 254H60V255H62L61 257H58L59 256V252ZM72 251V252H71ZM110 251V252H109ZM155 251V252H154ZM159 251V252H158ZM21 252V253H20ZM25 252V253H24ZM32 252V253H31ZM57 252V253H56ZM69 252H71V253H69ZM74 252H76L75 253V255H74ZM81 252H83V253H81ZM87 254H86V253ZM98 252V253H97ZM100 252H101V254H100ZM107 252V253H106ZM129 252V253H128ZM140 252H141V254H140ZM158 252V253H157ZM14 253H16V254H14ZM23 253V254H22ZM29 253V254H28ZM55 253V254H54ZM67 253V254H66ZM79 253V254H78ZM94 253V254H93ZM100 254V256L102 257H99V255H97V254ZM104 253H106V254H104ZM28 254V255H27ZM33 254L34 255V257H33V255L31 256V255ZM37 254V255H36ZM63 254H65V256L63 255ZM114 254V255H113ZM116 254V255H115ZM134 254V255H133ZM188 254V255H187ZM16 255V256H15ZM22 255V256H21ZM27 255V256H26ZM32 257H30V256ZM53 255H54V257H53ZM119 255V256H118ZM143 255V256H142ZM160 255V256H159ZM188 256V257H186V256ZM24 256V258H22ZM39 256V257H38ZM42 256H43V259H42ZM50 256V258H48ZM57 256V257H56ZM70 256V257H69ZM81 257L82 256V258H80V261L78 260L79 258H77V257ZM85 256V257H84ZM106 257L105 258V260H104V257ZM185 256V257H184ZM26 257H27V259H26ZM30 257V258H29ZM36 257V258H35ZM66 257V258H65ZM84 257V258H83ZM99 257V258H98ZM110 257V258H109ZM122 257V258H121ZM133 257H132V259H133ZM146 257V258H145ZM39 259V260H41L40 262H39V260H36V259ZM46 258H48V260H50L51 258H52V260H53V258H54V260H53V262H52V260H50V261H48ZM88 258V259H87ZM90 258V259H89ZM107 258H109V259H114V262L113 261H111V260H108ZM116 258V259H115ZM123 258H125V259H123ZM144 258V259H143ZM29 259V260H28ZM35 259V260H34ZM68 259V260H67ZM70 259H74L73 261L72 260H70ZM93 259H95V260H93ZM103 259V260H102ZM126 259H128L129 261L128 262H126L127 260ZM151 259H153L152 261H151ZM19 260V261H18ZM77 260V262H75V263H73L74 261H76ZM98 260H100V262L98 261ZM184 260V261H183ZM28 261V262H27ZM44 261V262H43ZM79 261V262H78ZM171 261V262H170ZM186 261V262H185ZM191 261V262H190ZM18 262V263H17ZM23 262V263H22ZM92 262V263H91ZM97 262V263H96ZM163 262V263H162ZM195 262V263H194ZM56 263L58 264L59 262L58 261H56ZM108 264V263H107Z\"/></svg>",
    "mask_w": 264,
    "mask_h": 264
},
{
    "label": "water",
    "instance_id": "obj_3",
    "mask_svg": "<svg viewBox=\"0 0 264 264\" xmlns=\"http://www.w3.org/2000/svg\"><path fill=\"white\" fill-rule=\"evenodd\" d=\"M237 117L222 120L210 151L235 132ZM213 172L208 195L216 193L217 201L264 210V13L242 124L218 156Z\"/></svg>",
    "mask_w": 264,
    "mask_h": 264
},
{
    "label": "built area",
    "instance_id": "obj_4",
    "mask_svg": "<svg viewBox=\"0 0 264 264\" xmlns=\"http://www.w3.org/2000/svg\"><path fill=\"white\" fill-rule=\"evenodd\" d=\"M210 260L201 264H264V213L233 210L220 218Z\"/></svg>",
    "mask_w": 264,
    "mask_h": 264
}]
</instances>
